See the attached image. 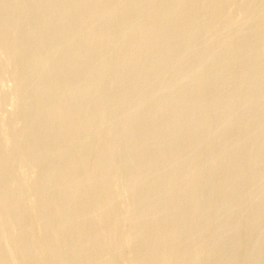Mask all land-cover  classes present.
<instances>
[{"label": "rangeland", "instance_id": "1", "mask_svg": "<svg viewBox=\"0 0 264 264\" xmlns=\"http://www.w3.org/2000/svg\"><path fill=\"white\" fill-rule=\"evenodd\" d=\"M4 1L6 2L7 0H0V4L2 5V8H3V10H5V8L7 7V9L8 10H6L5 11V13H4V11L2 10V8H1V11H0V15H4V14H9L10 15V17L12 18L11 19V21H13V22H10V24L9 25H7L6 27H4L5 29H6V34L7 35H9V36H12V37H14V39H13V41H12V44L10 45V47H9V49H8V53H6L5 54V56H4V54H1L0 53V136H2L1 137V139H0V147L1 146H3V150H2V153H3V155L4 156H9V157H12L13 155H14V151H16V150H23L25 147H23V145L22 144H24L22 141V143L21 142H17L16 140H15V138H16V132L18 133V132H26L25 134L26 135H34L36 138H39V139H41L42 137H43V140L41 141V143H40V145H41V147H42V149H46V150H51V147L52 148H54V147H58V146H56V145H61V143H62V145L61 146H65L66 147V150H65V152L63 153V155L61 156L62 157V159H61V157L60 156H56V155H50L51 156V159H50V156H49V161L48 162H46V163H48V165L45 163L44 164V169H48V166H49V169L52 167V162L56 159V161L57 162H62V161H65V160H67V159H69V158H72V156H73V154H74V156H75V154L77 155V154H79V157L81 158V159H83L88 165H86L85 167H82V170H81V172H80V169L79 170H77L76 171V173L75 172H73L71 175H70V179H72L71 181H80L81 179H82V177L84 176L83 174H85V173H87L89 170H90V167H92L94 164H96L97 162L96 161H99V160H104V159H106V160H108V161H106V162H103L102 163V165L98 168V169H94V171H95V173L96 172H98V173H103V172H108V173H111V175H112V173L114 174V175H120V178L118 177V176H116L117 177V179L115 180V181H113V182H111V183H113V185H111V187H113L114 189H118V186L120 187L121 186V176L123 175L122 173H124V174H126V173H135V174H140V175H142L143 176V178L144 179H146V180H149V188H151L152 187V185H155V182H157V181H159V180H161L166 174H168L171 170H172V168L173 169H176V168H181V169H183V170H185V168H186V170H188L189 172H190V176L191 177H193V175H194V177H196L197 175L200 177V182L199 183H197V185H196V190H198V192H200V191H208V192H210L211 193V196L210 197H208L207 198V200L205 201V203L202 205V207L200 208V210L202 209V211H204V212H198V216L199 215H203V214H206V217H208V218H211L212 216H210V214L212 213V211H213V209H214V211H213V213L215 214V212L216 211H218V213H216L214 216H216L217 217V215H218V218L219 217H227V216H230L231 215V218H234V219H232V223L233 224H235V225H237V230H236V232L237 233H235L234 234V236H236V237H234V238H236V243L234 244V246H233V252H234V261H235V264H250L251 262L253 263V262H255L257 259H263L264 258V250L259 254V253H256V252H252L251 251V246H253V245H255V244H257V245H260L261 247H262V249H264V241L263 242H259L260 241V239L264 236V234H262V233H264L263 231H264V215H262V213L261 214H259V212L262 210V208L264 207V196H263V198H262V203H261V201L260 200H256V199H254L255 201L254 202H251L252 201V198L251 197H249L248 195L246 196V193H247V191H245V189L244 188H251V187H253L254 185H257V183H255V180H253L251 177L255 174V175H261V174H264V142H262V141H264V101H263V96H264V91H262V90H264V86H262V87H260L261 85H264V75H263V78H261L260 80H259V82H257V84H255L254 85V87H256V90L254 91L255 92V95H254V93L250 96L251 97V99L248 97V96H246L244 93H245V88L247 87L246 85H248L249 83H250V81L248 80V79H246V80H244L245 78H239L238 77V75H237V72H236V69H237V71L238 72H241L243 69L244 70H247V69H250V67H251V69H253L252 71H253V73L254 74H256V73H258L260 76H262V74H264L263 72H264V59H262V58H264V54L263 53H261L262 51V48L264 47V43H261V41H264L263 39H264V31L262 32V30H264V23L263 22H255V25H254V22H252V23H249L248 22V20L246 19V15H247V18L250 16V13L252 12V9H255V7L256 8H259V5H260V1H256V0H254L253 2H254V4L256 5L255 7H251L250 8V5H254V4H252L253 2L252 1H250V0H248L246 3L247 4H249V5H247L246 3H244V1L245 0H238V2H237V0H236V2L235 3H231V0L229 1V3L231 4V6H228L229 7V9H227L228 7H227V5L229 4V3H227L228 1L227 0H221L222 2H224L223 4H222V2L219 0V5L217 4V6H219V8H222L223 6H224V9H225V11L223 10V8H222V12L223 13H221L220 12V9H218L217 11H215L218 7L216 6V4H213L211 1H213V0H205V1H203V0H198L200 3L202 2V3H204L205 2V6L202 4V6L199 4V2H197L196 0V2L193 0L192 2H195L194 3V6H190V1L188 2L187 0H181V1H179V0H163L162 2H161V0H152V1H149V0H144L142 3H141V1L142 0H70V1H68V0H52V1H50V0H46V1H42V0H12L13 1V3L11 2V3H4ZM16 3H15V2ZM21 1V2H20ZM28 1V2H27ZM30 1V2H29ZM48 1V3H46ZM49 1H50V3H49ZM53 1H54V3H53ZM60 2L61 4H57V2ZM85 1V2H84ZM88 1V2H87ZM96 1V2H95ZM105 1V2H104ZM117 1V2H116ZM134 1V2H133ZM158 1V2H157ZM206 1L208 2L209 1V5L206 3ZM227 1V2H226ZM27 4H25V3ZM53 3V5H52V3ZM55 2H56V5H55ZM71 3V5L72 6H70V3ZM74 2V3H73ZM93 2V3H92ZM102 2H104V3H102ZM115 2V3H114ZM138 4H137V3ZM148 2V3H147ZM150 2H152V6L151 5H148V4H150ZM157 2V3H156ZM162 3V7H161V3ZM184 2V3H183ZM186 2V3H185ZM218 2V1H217ZM252 2V3H251ZM258 3L259 5H257L256 3ZM4 3V4H3ZM23 3V4H22ZM41 3V4H40ZM46 3V4H45ZM76 3H78V5L76 4ZM100 3V6L98 5ZM118 3V4H117ZM130 3V4H129ZM132 3V4H131ZM145 3V4H144ZM159 3V4H158ZM179 3V4H178ZM181 3V4H180ZM210 3H211V5L213 4V5H215L214 6V9L215 10H211L212 9V7L213 6H211V7H209L208 8V6H210ZM227 3V5H226V8H225V4ZM9 4H11V5H9ZM36 4H38L37 6H36ZM64 4V5H63ZM76 4V5H75ZM105 4V5H104ZM114 4H115V7H114V11L112 10V7L114 6ZM129 4V5H128ZM136 4V5H135ZM155 4V5H154ZM189 4V5H188ZM193 4V3H192ZM191 4V5H192ZM196 4V5H195ZM223 5L222 7H220V5ZM243 5V8H242V5ZM244 4H246V5H244ZM18 5V6H17ZM32 7H31V6ZM48 5V7H46ZM62 5V6H61ZM67 5V7H65ZM84 5H86V6H84ZM87 5H88V7H87ZM91 5V6H90ZM102 5V6H101ZM108 5V6H107ZM139 5H141V6H139ZM145 6V7H143V6ZM165 5V6H164ZM177 5V6H176ZM180 5L183 7V9H182V7L180 8V9H178L177 7L179 6L180 7ZM189 6V8H187L188 6ZM206 5H207V7H206ZM5 6V7H4ZM23 6V7H22ZM42 6H45V7H42ZM51 6V7H50ZM52 6L54 7V8H52ZM57 6H60V7H58L57 8V10H56V7ZM69 6V7H68ZM75 6V7H74ZM79 6V7H78ZM94 7V8H91V7ZM96 6H97V9H95L96 8ZM106 6V7H105ZM137 6V7H136ZM148 6V7H147ZM185 6H187V7H185ZM197 6H199V7H197ZM201 6V7H200ZM246 6V7H245ZM249 6V7H248ZM19 7V8H18ZM28 7H29V9H28ZM30 7H31V9H30ZM34 7V8H33ZM72 7V8H71ZM78 7V8H77ZM84 7H85V9H86V11H85V9H84ZM109 7V8H108ZM136 8V9H134V8ZM152 7H154V8H152ZM159 7V8H158ZM164 7V8H163ZM169 7V8H168ZM216 7V8H215ZM17 8V9H16ZM36 8V9H35ZM48 8H50V9H48ZM66 8H68L67 10H66ZM73 8H75L74 10H73ZM88 8V9H87ZM91 8V9H90ZM102 10H101V9ZM140 8V9H139ZM141 8H143L144 9V11H143V9H141ZM157 8V9H156ZM187 8V9H186ZM200 8H201V13H200ZM246 8V9H245ZM13 11H12V10ZM27 9V10H26ZM39 9V10H38ZM53 9H54V11H53ZM61 9V10H60ZM64 9H65V11L67 12H65L64 11ZM71 9H72V11H71ZM83 9V10H82ZM93 9V10H92ZM107 9V10H106ZM122 9H123V11H122ZM127 9V10H126ZM134 9V10H133ZM138 9H139V11H138ZM150 10V14H147L148 13V11L147 12H145L146 10ZM167 9H170V11H168ZM172 9H177V10H179V14H178V11L177 10H174L175 12H177L176 13V15H178V16H175L174 15V13H171L172 12ZM182 9V10H181ZM184 9L187 11L188 9H190V10H188V11H190V12H184L183 13V11H184ZM199 9V10H198ZM248 9V10H247ZM33 10H35V11H33ZM38 10V11H37ZM48 10H50V11H52V14H53V16H52V14L51 15H48V16H46L47 14H48ZM57 12H56V11ZM77 10V11H76ZM80 10V12L79 13H81V11L82 12H84V14L82 13V14H79L78 13V11ZM98 10H99V13H98ZM117 10V11H116ZM125 10V11H124ZM131 10V11H130ZM142 10V11H141ZM152 10H153V13H152ZM163 10H165V11H163ZM193 10H195V11H197L196 13H194L195 11H193ZM209 10V11H208ZM246 10L248 11V12H250V13H246ZM256 10V9H255ZM19 11V12H18ZM24 11H27V12H24ZM30 11V12H29ZM32 11V12H31ZM60 11V12H59ZM62 11V12H61ZM64 11V12H63ZM89 11V12H88ZM93 11V12H92ZM95 11V12H94ZM109 11V12H108ZM120 11V12H119ZM127 11V12H126ZM142 13H141V12ZM156 11V14L158 15V13H159V15H158V18L156 19L155 18V16L157 17V15L154 13ZM157 11H158V13H157ZM180 11H182V13L180 12ZM215 11V12H214ZM219 11V12H218ZM34 12V13H33ZM41 12V13H40ZM46 12V14H44ZM55 12H56V14H55ZM73 12V13H72ZM76 12H77V14H76ZM114 12V13H113ZM126 12V15L125 14H123V13H125ZM131 13V14H129V13ZM162 12H164L165 14H163ZM199 12V14L201 15L199 18H200V20H199V18H198V16H199V14L197 15V13ZM205 12H206V14H205ZM208 12H213V14L215 13V14H217V15H213V14H211V13H208ZM216 12H218V13H216ZM228 12V14H230V16L229 17H232V18H230V19H233L234 21H235V19H236V21L238 20V21H240V20H242V18L243 19H245V21H240V23H239V25L237 24V25H235L236 24V22H233V25H232V23L230 24L229 22L227 23V25H226V22H225V19L226 20H228V21H230V19H228L229 17H228V14H226ZM4 13V14H3ZM14 13V14H13ZM60 13H62V14H60ZM75 13V14H74ZM95 13V15L97 14L99 17H97V15H96V21H93L92 22V20H91V17H95V15L93 16V14ZM108 13V14H107ZM112 13V14H111ZM122 13V14H121ZM146 14V19H144L145 18V14ZM153 15H152V14ZM161 13V14H160ZM166 13L168 14V15H166ZM171 13V14H170ZM182 15H181V14ZM188 13H193V14H190L189 16L188 15H186V14H188ZM203 13H204V15H203ZM221 13V14H220ZM245 13V14H244ZM49 14H50V12H49ZM68 14V15H67ZM89 14V15H88ZM100 14V15H99ZM105 14V15H104ZM114 14V15H113ZM121 14V15H120ZM144 14V15H143ZM162 14H163V16H162ZM194 14L196 15L193 19H192V17L194 16ZM209 14V15H208ZM210 14L213 16H210ZM16 15H19V16H16ZM29 15H31V16H29ZM34 15V16H33ZM43 15H45L44 16V18H43ZM54 15H56V16H54ZM60 15H62L63 17H64V19H65V21H67V22H65L64 23V25L63 24H61L62 26H61V28H60V24H59V17H60ZM67 15V16H66ZM70 15V16H69ZM80 15V18L78 17ZM85 15V16H84ZM87 15V16H86ZM115 15H117V17L115 16ZM120 17H119V16ZM126 17H125V16ZM128 15V16H127ZM136 15V16H135ZM140 16V18H142V20L144 21L145 20V22H141L142 20L139 18V16ZM147 15H150V17L149 16H147ZM169 16V17H166V16ZM175 16V19H174V17L172 18L171 16ZM184 15V17H182ZM206 15H208V16H206ZM225 15V16H224ZM239 15H242L241 17H240V19H239ZM39 16V17H38ZM75 16V17H74ZM77 16V17H76ZM82 16V17H81ZM88 16H90V17H88ZM102 17V19H100L101 17ZM124 16V17H123ZM132 16L134 17L133 19H132ZM138 16V17H137ZM160 16V17H159ZM219 16H221V17H219ZM244 16V17H243ZM41 17V18H40ZM53 17V18H52ZM86 17H88L87 19H86ZM113 17V18H112ZM122 17V18H121ZM129 17V18H128ZM148 17L150 18L149 20H151L150 21V26H152V27H149V20H148ZM154 17V18H153ZM163 17H164V21L162 22V20H163ZM166 17V18H165ZM178 17H181V18H178ZM188 17V20L187 19H185V18H187ZM218 17L220 18V19H222V22L224 21V23H222L221 22V20L220 19H218ZM225 17V18H224ZM236 17V18H235ZM27 18V19H26ZM29 18V19H28ZM37 20H36V19ZM50 18V19H49ZM67 18H70V20L69 19H67ZM84 18V19H83ZM161 18V19H160ZM167 18H168V22H167ZM190 18H191V21L193 22H191L190 21ZM208 18H211V20L210 19H208ZM216 18V19H215ZM20 21H22V22H20ZM48 19V20H47ZM54 19H55V21H54ZM58 19V20H57ZM67 19V20H66ZM109 19V20H108ZM112 19V20H111ZM119 19V20H118ZM178 19H179V21H178ZM196 19H198V21L196 20ZM204 19V20H203ZM214 19L217 21H215V22H213L214 21ZM15 20H16V22H15ZM36 20V21H35ZM45 20V21H44ZM47 20V21H46ZM83 20H84V23H83ZM99 22H98V21ZM101 20V21H100ZM130 20V21H129ZM138 20V21H137ZM159 21V22H157V21ZM183 20V21H182ZM185 20H187L189 23H187L186 22V26L188 25V27L189 26H192V28L191 27H187V28H185L184 26H185V24H183V23H185ZM204 21V23H202L203 21ZM220 20V21H219ZM30 21V22H29ZM58 21V22H57ZM87 21V22H86ZM90 21V22H89ZM107 21V22H106ZM113 21V22H112ZM126 21V22H125ZM133 21H135V22H133ZM148 21V22H147ZM156 21V22H155ZM171 21H174V22H172V24L170 25V23H171ZM199 21H200V24H199ZM206 21V22H205ZM209 21V22H208ZM211 21V22H210ZM237 21V22H238ZM38 22V23H37ZM44 24H43V23ZM54 22H56V23H58V25L56 24V23H54ZM70 22H71V24H70ZM73 22V23H72ZM75 22V23H74ZM80 22H81V24H80ZM112 22V23H111ZM118 22V24H116ZM125 22V23H124ZM128 22V23H127ZM131 22V23H130ZM162 22V23H161ZM167 22V23H166ZM176 22V23H175ZM178 22H180V23H178ZM183 22V23H182ZM191 22V23H190ZM196 22V23H195ZM212 22H213V24H212ZM231 22H232V20H231ZM242 22V23H241ZM245 22V23H244ZM13 23V25H11ZM17 23V24H16ZM19 23V24H18ZM67 23V24H66ZM79 25H78V24ZM86 23V24H85ZM89 23V24H88ZM94 23V24H93ZM98 23V24H97ZM100 23V24H99ZM110 23V24H109ZM114 23L116 24L115 26H114ZM146 23V24H145ZM156 24V26H154V24ZM176 24V26L174 25V24ZM178 23V24H177ZM209 23V24H208ZM210 23L212 24V25H210ZM222 23V24H221ZM247 23H249V25L247 24ZM257 23V24H256ZM20 24H22V26H20ZM36 24H37V27L38 28H36ZM41 24H43V25H41ZM51 24V25H50ZM53 24H56L57 26L55 27V25H53ZM66 24V25H65ZM69 24V25H68ZM74 24V25H73ZM86 26H85V25ZM94 25V29H96V31H94V29H92L93 27V25ZM108 24V26H106ZM113 24V25H112ZM159 24V25H158ZM168 24V25H167ZM191 24V25H190ZM214 24H216V27L215 26H213ZM222 25V27L220 26V25ZM258 24H260V25H258ZM262 24V25H261ZM15 25L17 26V27H15ZM39 25H41V26H43V28L42 27H40ZM46 25V26H45ZM50 27H49V26ZM72 25V26H71ZM82 25H84V26H82ZM89 27H88V26ZM132 25H134V26H132ZM137 25H139V26H137ZM145 25V26H144ZM182 25H184L183 27H182ZM197 25H202V28H200L199 26H197ZM210 25V26H209ZM230 25L233 27V28H231L230 27ZM241 25V26H240ZM246 25V26H245ZM26 26V27H25ZM33 26V27H32ZM52 26H53V28H52ZM69 26V27H68ZM92 28H91V27ZM99 26V27H98ZM118 26V27H117ZM121 26V27H120ZM168 26H170L169 27V30L168 31H166L167 29H168ZM172 26V27H171ZM175 26V27H174ZM203 26H205V27H203ZM207 26V27H206ZM209 26V27H208ZM212 26L214 27V31L215 30H217L218 29V27L220 26L221 27V31H222V33H220L219 35H220V37L222 38V37H224V36H226V37H228V38H226V40L224 39V38H222V40H220L221 38L220 37H218V36H212V32H210V31H212L211 29H212ZM237 26V27H236ZM249 26H251V28L249 27ZM256 26V27H255ZM257 26H258V30L260 31V32H262V33H258L259 31L257 30ZM30 27V28H29ZM60 29H59V28ZM62 27H64L63 29H62ZM65 27H66V29H65ZM82 27H83V29H82ZM87 27V28H86ZM98 27V28H97ZM112 27V28H111ZM120 27V28H119ZM134 29H133V28ZM138 27V28H137ZM151 28V30L149 29V28ZM155 27V29H154V32L152 33H150V31H152L153 29L152 28H154ZM156 27H157V29H159V32L160 31H162V29L161 28H165V27H167V29L165 28V30L164 31H162L161 33H164V34H168V32L169 33H172V32H174V30H176L177 28L176 27H178V32H176V33H179V35L180 36H182V37H184L185 35H184V33L183 32H185L184 31V28H185V30H186V32L188 33H186V35L188 36V38H190L189 40H192V41H189V43H185V41H181V40H183V39H177L178 41H175L174 42V40L175 39H172V41L171 40H169V39H167L166 37H162V39H159L158 40V43L159 42H161L160 40H162V42L161 43H159V44H157L158 45V48L160 49L161 47L160 46H162V47H164L165 45L167 46V47H169V46H173L175 49H176V47H177V50L178 49H180V48H183V47H187V49H189V51H188V53L190 52V53H192V52H194V50H197L198 51V49L201 47L202 48V43H203V45L205 46V45H215L214 43H216V45H215V50H213V53L212 54H214V53H216L217 54V52L218 51H220V49L221 48H223L224 47V49H226V47H229V49L231 50H229L228 48L226 49V50H224V51H226V52H222V54H220L221 53V51L220 52H218V56L217 55H215L214 54V58H219V54L220 55H223L224 53H227V52H229L228 54H229V56L231 55V58H230V62H229V64H228V66H227V68L228 69H225V71H226V73L224 72V74H225V79H224V84H223V87L225 88V89H227V90H225V95L226 96H224L225 97V99H224V97H221V99H220V101H219V99H218V97H216V95H215V92L212 90V92H211V89H213L211 86H208L207 88H205L206 89V91L204 90V92H202L201 94H192V92L193 91H195V89H196V86L195 85H192L193 83H189V81H184V83H185V85H184V83L182 84V81H181V83L179 82V79L181 78V77H186V76H189V74H188V72H189V68L188 67H190L191 65H193L194 63L195 64H197L198 62H196V60H197V58L200 56V55H202V54H200L197 58H194L193 59V62L190 60V59H192V57H190V55L184 60V63H182V68H181V71L179 70L178 72H173V74H175V76L173 75V74H171L169 77H168V79L170 80H168L169 82H170V84H171V86H173V84H176L177 82V84H176V86L177 87H175V88H179L178 90H177V92L179 93V94H182V92L180 93V89H181V91H184V94L186 93V92H188L187 94L188 95H190V97L192 98V99H190L189 100V96L187 95V97H186V99L187 100H185L187 103H186V106H185V110L186 111H184L182 114H180V115H176V112H177V109L179 110V108H180V105H178V103H179V101H178V99H176V100H172V102H169V104L170 103H172V105L170 104V106L168 105L166 108L167 109H163L162 111H160L159 112V114H158V116H159V119H160V121H159V119H158V117L157 118H155L154 116H153V114H155L154 112H157L158 111V106H159V99L158 98H162L164 95H168V93H166V91H168L169 89L167 88V87H164V88H159L158 86L156 87V86H153V83H151L152 82V79L153 78H155V76L157 75V73H156V69L154 68V67H156L157 69H158V71H159V69L161 68V67H157V66H155L154 64L151 66V64H152V59L154 60V58H155V56H156V53L155 52H153V51H148L147 49L145 50V46L146 45H150V43H152V40H154L155 39V37L156 36H154V33L155 32H157V33H159L158 32V30H156ZM195 27L198 29V27H199V29H198V31H197V29H195ZM219 27V28H220ZM224 27H225V29H224ZM226 27H228V28H226ZM244 27H246V28H244ZM256 29H255V28ZM12 28V29H11ZM14 28V29H13ZM17 28V29H16ZM27 29V30H24V29ZM40 28V29H39ZM44 28H46L45 30H44ZM47 28H49V29H47ZM51 28V29H50ZM77 28V29H76ZM111 28V29H110ZM119 28V29H118ZM138 29V30H136V29ZM145 28H147V30L145 29ZM181 28V29H180ZM244 28V29H243ZM247 28H248V33H247ZM10 29V30H9ZM23 29V30H22ZM34 29V30H33ZM42 29V30H41ZM56 29V30H55ZM60 31H59V30ZM65 29V30H64ZM68 29H70L69 31H68ZM80 29H81V31H80ZM89 29H90V31L91 32H89ZM98 29L100 30V31H98ZM123 29H124V31H123ZM134 30V31H132V30ZM149 29V30H148ZM179 29L180 30H182V32L181 31H179ZM202 31H201V30ZM208 29V30H207ZM233 29H237L238 31H236L237 33H235V31L233 30ZM241 29V30H240ZM250 29V30H249ZM18 30V31H17ZM21 30V31H20ZM36 30V32L35 33H33L34 31ZM53 31V32H51V31ZM76 30V31H75ZM84 30V31H83ZM88 30V31H87ZM104 30V31H103ZM109 30H110V32H109ZM122 30V31H121ZM140 30V31H139ZM156 30V31H155ZM192 31V34H193V39H191V37H192V35H191V31ZM195 30V31H194ZM210 30V31H209ZM225 30H226V32H225ZM233 30V31H232ZM255 31V32H250V31ZM8 31V32H7ZM40 31V32H39ZM44 33H43V32ZM50 33H49V32ZM58 31V32H57ZM63 31V32H62ZM68 31V32H67ZM94 31V32H93ZM129 31V32H128ZM139 31V32H138ZM171 31V32H170ZM213 31V32H214ZM244 31H246V34H249L248 36L245 34V32ZM10 32V33H9ZM13 32V33H12ZM40 34H38V33ZM47 32V33H46ZM62 32V34H59V33H61ZM67 32V33H66ZM71 32V33H70ZM72 32H74V34L72 33ZM80 32V33H79ZM85 32V33H84ZM101 33V34H99V33ZM104 32H107V33H104ZM113 34H112V33ZM117 32H118V34H117ZM121 32V33H120ZM123 32H125V33H123ZM131 32H133V33H131ZM147 32V33H146ZM204 32H206V33H204ZM233 32H234V34H233ZM244 32V33H243ZM256 32L258 33V34H256ZM24 33V34H23ZM76 33V34H75ZM83 33V34H82ZM89 33H90V35H89ZM92 33V34H91ZM94 33H96V35L94 34ZM97 33L99 34V37H98V35H97ZM116 33V34H115ZM123 33V34H122ZM146 33V34H145ZM157 33H155V35L157 34ZM175 33V34H176ZM202 35H201V34ZM210 33H211V35H210ZM225 33V34H224ZM230 33H232V34H230ZM241 33H243V34H241ZM21 34H23V35H21ZM33 34V35H32ZM36 34V35H35ZM38 34V35H37ZM47 34V35H46ZM56 34H58V35H56ZM64 34V35H63ZM67 34V35H66ZM82 34V36L85 34L86 35V37H80V35ZM102 34H104V35H102ZM119 34H121V35H124V37H121ZM128 36H127V35ZM136 34H138V35H136ZM149 34V35H148ZM196 34V35H195ZM200 34V35H199ZM222 34H224V35H222ZM245 34V35H244ZM253 34V35H252ZM17 35V36H16ZM25 35H27V36H25ZM48 35H50L49 37H48ZM61 35V36H60ZM73 35H76V36H73ZM89 35V36H88ZM93 35H95V36H93ZM142 35V36H141ZM147 35V36H146ZM178 35V34H177ZM189 35H190V37H189ZM230 35H232L233 37H231ZM245 37H244V36ZM258 35V37H256ZM260 35H262V37H263V39H262V37L260 38ZM4 36H5V33H4ZM9 36H5V37H3V38H8ZM24 36V37H23ZM40 36H42L41 38H40ZM57 36V37H56ZM71 36H73L74 38H73V40L71 39L72 37ZM78 36V37H77ZM93 36V37H92ZM98 38H97V37ZM111 36V37H110ZM115 36V37H114ZM117 36V37H116ZM136 36V37H135ZM146 36V37H145ZM195 36H196V38H195ZM201 36V37H200ZM206 36H208V37H206ZM212 36V37H211ZM241 36H243L244 38H242ZM247 36V37H246ZM27 37V39H24V38H26ZM47 37V38H46ZM76 37V38H75ZM87 37H89V39L87 38ZM102 37V38H101ZM104 37V38H103ZM121 37V38H120ZM145 37V38H144ZM205 37H206V40H204L205 39ZM217 38V39H219L218 41H216L217 39H214V38ZM231 37V38H230ZM250 39H249V38ZM252 37V38H251ZM40 40H38V39ZM45 38H46V40H45ZM54 38L55 39H60L59 41H55L54 40ZM63 38H65V40H67L66 41V43H65V40L63 39ZM69 38V39H68ZM91 38V39H90ZM107 38V39H106ZM112 38V39H111ZM115 38V39H114ZM119 38V39H118ZM129 38V39H128ZM144 38V39H143ZM149 38V39H148ZM164 38V39H163ZM197 38H198V40H197ZM208 38V39H207ZM235 38V39H234ZM248 38V39H247ZM20 39H22V40H19ZM42 39H44L43 40V42H45L46 41V44L48 45V43H50V42H58L59 43V46H60V48H59V50L57 51L56 50V52H53L52 53V51L49 49V46L50 45H48V47H47V45H45V43L43 44V42H42ZM48 39H50V40H48ZM75 39V40H74ZM80 39V40H79ZM84 40V39H86V40H88L87 42H84V41H82V40ZM96 39H99V41L98 40H96ZM101 39V40H100ZM113 39H114V41H113ZM127 39V40H126ZM136 39H137V41H136ZM166 39H167V41H166ZM258 39V40H257ZM259 39H261V40H259ZM14 40H15V42H14ZM33 40V41H32ZM49 42H48V41ZM52 40H54V41H52ZM68 40H71V41H68ZM106 40V41H105ZM108 40V41H107ZM119 40L121 41V43L119 42ZM140 40V41H139ZM181 42H180V41ZM206 41L205 43H204V41ZM225 40V41H224ZM231 41V43H230V41ZM243 40H245V41H243ZM248 40V41H247ZM35 41L37 42V43H35ZM92 41V42H91ZM112 41H113V43H112ZM125 41V42H124ZM140 43H139V42ZM169 41V42H168ZM210 42V44H208L209 42ZM212 41V42H211ZM222 41V42H221ZM233 41V42H232ZM255 41H258V43L257 42H255ZM61 42V43H60ZM62 42H64V43H62ZM73 42V43H72ZM81 42V43H80ZM90 42L92 43V44H90ZM102 42H104V43H102ZM110 42H111V44H110ZM117 42V43H116ZM132 42V43H131ZM141 42H142V45H141ZM150 42V43H149ZM199 42V43H198ZM240 42V43H239ZM247 42V43H246ZM20 43H21V45H20ZM35 43V44H34ZM40 43H41V46H39L40 45ZM53 43V44H54ZM70 43V44H69ZM76 43V44H75ZM79 43V44H78ZM116 43V44H115ZM137 43V44H136ZM139 43V44H138ZM146 43H148V44H146ZM166 43V44H165ZM227 43V45H225ZM242 43V44H241ZM33 44H34V46H33ZM69 44V45H68ZM86 44V45H85ZM136 46H135V45ZM171 44V45H170ZM178 44H180V45H178ZM181 44H182V46H181ZM197 44H198V47H196L197 46ZM220 44V45H219ZM224 44V46L222 47L221 45H223ZM244 44V45H243ZM246 44H248V45H246ZM261 44V45H260ZM263 44V45H262ZM12 45H14V47L12 46ZM24 45V46H23ZM43 45V46H42ZM45 45V46H44ZM58 45V44H57ZM63 45V46H62ZM81 45V46H80ZM84 45V46H83ZM88 45V46H87ZM93 45V46H92ZM112 45V46H111ZM139 45V46H138ZM169 45V46H168ZM186 45V46H185ZM219 45V46H218ZM241 45V46H240ZM243 45V46H242ZM245 45H246V47H245ZM17 46H19V47H17ZM23 46V47H22ZM27 46V47H26ZM63 48H62V47ZM76 46V47H75ZM92 47V49H91V47ZM110 46H111V48H110ZM114 46V47H113ZM165 46V47H166ZM233 46H234V48H233ZM236 46V47H235ZM254 46H257V47H254ZM261 46H263V47H261ZM16 47V48H15ZM32 47H35L34 49L36 50V48H38V50H36V51H33L34 49L32 48ZM40 47V48H39ZM89 47V48H88ZM96 47V48H95ZM123 47V48H122ZM146 47H149V46H146ZM189 47V48H188ZM190 47H191V49H190ZM214 47V46H213ZM218 47H220L219 49H218ZM238 47V48H237ZM26 48L28 49V50H26ZM108 51V52H106V50ZM118 48V49H117ZM139 48V49H138ZM195 48V49H194ZM17 49V50H16ZM71 49V50H70ZM74 49V50H73ZM82 49V50H81ZM98 49V50H97ZM121 49V50H120ZM232 49H233V51H232ZM250 49V50H249ZM256 49V50H255ZM260 49V50H259ZM264 49V48H263ZM12 50V51H11ZM15 50H16V52H17V55H19V56H17V55H15L13 58H11V61L9 62L10 64H7V63H5L4 61H6V59H8V58H6V59H3L4 57H6V56H9L10 54H12V53H15ZM30 50V51H29ZM41 50H42V52H41ZM46 50V51H45ZM48 50H50V52L52 53H50L51 55H52V58H51V61H50V64H51V68H50V65L48 66V67H46L45 68V70L44 69H40L39 68V65L37 64V70L36 69H33V73H30V75L28 76V81H25V82H27V84L25 83L24 85H23V87H26V88H21L20 90H18L17 89V86H18V81L17 80H19V76H21V74H22V71H21V69H24V66H25V64L27 63V61H28V59H30V58H32V57H36V58H39L40 60H41V58L42 57H45V56H47L48 54H49V51ZM92 50V51H91ZM94 50H96V51H94ZM113 50H115V51H113ZM216 50H218L217 52H216ZM237 52H236V51ZM253 50V51H252ZM259 50V51H258ZM11 51V52H10ZM48 51V52H47ZM72 51V52H71ZM82 51V52H81ZM104 53H103V52ZM135 51H136V53H135ZM244 51H246L247 53H245ZM255 51H257L258 52V54H257V52L255 53ZM1 52V51H0ZM62 52V53H61ZM90 52H92V53H90ZM98 52V53H97ZM117 52V53H116ZM124 52V53H123ZM130 52H133V53H130ZM137 52H138V54H137ZM140 52H142V53H140ZM153 52V53H152ZM233 52V53H232ZM235 52H236V55H235ZM242 52H244L243 54H245L244 56H243V54H242ZM253 52V53H252ZM21 55H20V54ZM47 55H46V54ZM62 55H61V54ZM65 53H67V54H65ZM82 53V54H81ZM84 53V54H83ZM97 53V54H96ZM113 53H114V55H113ZM121 53V54H120ZM238 53V54H237ZM240 53V54H239ZM252 53V54H251ZM41 54H42V56H41ZM55 54H56V56H55ZM58 54V55H57ZM74 54V55H73ZM92 54H93V56H92ZM98 54H100V55H98ZM117 54V55H116ZM130 54V55H129ZM133 54V55H132ZM227 54V55H228ZM255 54V55H254ZM2 55V56H1ZM26 55V56H25ZM28 55V56H27ZM64 55H67L68 57L70 56V59L68 58L66 61H64V62H62V56H64ZM77 55V56H76ZM87 55V56H86ZM106 55H107V57H106ZM127 55V56H126ZM130 57H129V56ZM132 55V56H131ZM136 55V56H135ZM140 55V56H139ZM232 55H233V57H232ZM247 55H249L248 57H247ZM4 56V57H3ZM30 56V57H29ZM54 56V57H53ZM84 56V57H83ZM100 56V57H99ZM112 56V57H111ZM115 56V57H114ZM149 56H150V58H149ZM152 56V57H151ZM217 56V57H216ZM238 58V59H236L235 60V58L236 57ZM18 57V58H17ZM41 57V58H40ZM56 57V58H55ZM72 57H73V59H72ZM75 57L78 59H75ZM120 57V59L118 60V58ZM129 57V58H128ZM137 57V58H136ZM146 57V58H145ZM235 57V58H234ZM254 57H256V58H254ZM14 58H16L15 60V63L12 61V60H14ZM55 58V59H54ZM80 58V59H79ZM85 58V59H84ZM88 58V59H87ZM103 60H102V59ZM107 58V59H106ZM114 58V59H113ZM124 58H126L127 60H125ZM143 58V59H142ZM145 58V59H144ZM234 58V59H233ZM250 58V59H249ZM252 58V59H251ZM39 59H37V60H39ZM43 59V58H42ZM94 59H95V61H94ZM98 59V60H97ZM135 59H137V60H139L140 61V63H138V61H136L135 62ZM141 59V60H140ZM151 61H150V60ZM187 59H189V61L187 60ZM254 59H256V60H254ZM26 60V62L24 63V61ZM60 62H62V63H60V68H61V70H62V72L61 73H59V74H56V73H54V68L58 65V63H59V61ZM80 60V61H79ZM93 60V61H92ZM111 60V61H110ZM116 60V61H115ZM143 60V61H142ZM149 60V61H148ZM216 60V59H215ZM235 60V61H234ZM239 60V61H238ZM260 61V63H259V61ZM52 61H54V62H52ZM74 61V62H73ZM83 61V62H82ZM89 61H91V62H89ZM109 61V62H108ZM115 61V62H114ZM142 61V62H141ZM242 61V62H241ZM246 61V64H244V62ZM248 61H249V63H248ZM253 61V62H252ZM73 62V63H72ZM80 62V63H79ZM94 62V63H93ZM101 62V63H100ZM110 62H112V64H110ZM124 63V62H126V63H124V64H127V67H130V66H132V67H134V65H135V63L137 64V65H135V67H134V69L132 68V67H130L129 69L126 67V68H124V70H123V74H122V72L121 73H118L117 72V70H116V66L117 65H119L120 63ZM130 62V63H129ZM132 62H133V64L134 65H132ZM135 62V63H134ZM190 62V63H189ZM255 62V63H254ZM22 63V64H21ZM65 63H67V64H65ZM92 63V64H91ZM119 63V64H118ZM121 63V64H122ZM147 63V64H146ZM193 63V64H192ZM232 63V64H231ZM242 63V64H241ZM4 64H6L7 66H5ZM15 64V65H14ZM53 64V65H52ZM65 64V65H64ZM78 64V65H77ZM84 64V65H83ZM88 66H87V65ZM140 64V65H139ZM145 64V65H144ZM150 64V65H149ZM213 64H214V62H213ZM251 64V65H250ZM260 64H261V66H260ZM12 65V66H11ZM14 65V66H13ZM17 65V66H16ZM92 67H91V66ZM106 65V66H105ZM130 65V66H129ZM139 65V66H138ZM189 65V66H188ZM241 65V66H240ZM248 65H249V67H248ZM21 66V67H20ZM54 66V67H53ZM62 66V67H61ZM65 66H66V68H65ZM77 67L76 69H75V67ZM79 66V67H78ZM108 66V67H107ZM111 66V67H110ZM138 66V67H137ZM145 66V67H144ZM147 66V67H146ZM151 66V67H150ZM234 66V67H233ZM257 66V67H256ZM95 67V68H94ZM170 67V64H169V66H168V64H166V65H164V68L165 69H167V68H169ZM232 67V69H230ZM240 67H241V69H240ZM255 67V68H254ZM72 68L74 69V70H72ZM88 68V69H87ZM110 68V69H109ZM145 68V69H144ZM147 68H149V69H147ZM150 68H152V69H150ZM163 68V69H164ZM243 68V69H242ZM257 68V69H256ZM70 69L72 70V71H70ZM85 69H86V71H85ZM114 69V70H113ZM137 69V70H136ZM140 69V70H139ZM144 69V70H143ZM164 69V70H165ZM234 69H235V71H234ZM39 72V74L36 72ZM43 70H44V73H43ZM52 70H53V73H52ZM64 70V71H63ZM75 70H78L79 72H76ZM156 70V71H155ZM160 70H162V68L160 69ZM17 71L20 73L21 72V74L19 75V73H17ZM68 71H70L69 72V74L68 75H66L67 73H68ZM115 71V72H114ZM131 71V72H130ZM139 71H141V72H139ZM157 71V72H158ZM182 71H184V73L182 72ZM234 71V72H233ZM258 71V72H257ZM64 72V73H63ZM89 72V73H88ZM114 72V73H113ZM135 72V73H134ZM154 72V74H156V75H154V74H152ZM160 72V71H159ZM158 72V73H159ZM182 72V73H181ZM227 72H228V74H227ZM260 72H262V73H260ZM62 73L64 74V75H66V78L64 77V79L62 78L63 77V75H62ZM77 73H78V75H77ZM117 73V74H116ZM236 74V76H234L235 74ZM52 74H54V77H56V78H54V77H52ZM86 74V75H85ZM94 74V75H93ZM104 74L106 75V74H108L107 76H104ZM110 74V75H109ZM140 74V75H139ZM146 74V75H145ZM179 76H178V75ZM180 74H184L183 76L182 75H180ZM231 74V75H230ZM251 74H252V72H251ZM37 75V76H36ZM39 75V76H38ZM50 75V76H49ZM56 75V76H55ZM71 75H74V77L72 76L71 77ZM81 75V76H80ZM93 75V76H92ZM100 75V76H99ZM112 75H114V76H112ZM116 75V76H115ZM126 76V78H125V76ZM148 75V76H147ZM149 75H150V77H149ZM153 75V76H152ZM173 75V76H172ZM33 76V77H32ZM34 76H36V77H38V78H41L42 79V82L40 83L39 81H41V79H37L36 77H34ZM45 76V77H44ZM49 76V77H48ZM69 76V78H67ZM77 76V77H76ZM85 76V77H84ZM127 76H128V78H127ZM147 76V77H146ZM153 78H152V77ZM228 76V77H227ZM17 77H18V79H17ZM32 77V78H31ZM58 77V78H57ZM81 77V78H80ZM104 77H105V79H104ZM106 77H108V78H106ZM117 77V78H116ZM132 77V78H131ZM172 79H171V78ZM180 77V78H179ZM45 78H46V81L47 82H50V81H54L55 79V82L57 83V85L59 86V85H63V86H59L60 87V92H58V88H56V89H53V90H51V96H52V100H54V99H57L58 97H60V98H62V97H64L65 96V94L64 93H66L67 94V92H64V91H66L67 90V88L66 87H77V86H79V84L81 83H83L84 81H86L85 83L87 84V83H89V82H91V83H97V84H99L100 86L102 85V87H96V88H93L94 90L92 91V89H90L89 90V92L88 93H81V94H79V95H77L76 96V100L77 101H80V102H77L76 100H74V98H73V103H72V100H70L71 101V103H70V101L68 102V103H66L65 105H60V103H58V105H60V106H62V107H64L65 106V108H68V109H75V108H78V107H82V105H85V106H87V105H89L88 106V111L90 112V113H88V111L87 110H85V111H83V114L80 112V113H78V114H76V116H75V119L76 120H74L73 122H72V120L74 119V116H73V119H72V117L71 118H65V119H58V120H56V121H54L53 123H51V124H53L52 126H51V124L50 125H48V123H47V118H48V115L50 114V113H48V112H50L51 111V109H49V110H47V111H45L46 113H47V115H46V113H42V114H44V115H42V116H39L38 117V119L36 120L35 119V121H33L32 122V124H31V126L30 125H27L28 124V117H27V111L26 110H28V109H31V110H34V111H38V108H41L43 105H41V103L42 104H47V103H49L50 101H52L51 100V96L50 95H48L49 94V92L48 93H46L45 95H44V93H41V97H40V100L38 101V99H39V96L37 97V99H35L36 100V102L39 104V105H36V102H35V100L34 99H32V100H30L29 98H30V96L32 95V92H35L34 91V87L32 86V85H30L31 83H30V81H31V79L33 80V79H37L38 81L37 82H39L38 83V85H45L46 84V81H45ZM80 78V79H79ZM89 78V79H88ZM101 78V79H100ZM113 80H112V79ZM175 78V79H174ZM49 79H52V80H49ZM84 79V80H83ZM86 79V80H85ZM116 79H117V81H116ZM121 79V80H120ZM238 79V80H237ZM263 79V80H262ZM62 80V81H61ZM64 80V81H63ZM74 80V82H73V84H71V82H69V81H73ZM79 80H81V81H79ZM90 80V81H89ZM125 80V81H124ZM131 80V81H130ZM138 80V81H137ZM144 80V81H143ZM149 80V81H148ZM241 80V81H240ZM76 81V82H75ZM101 81V82H100ZM148 81V82H147ZM174 83H173V82ZM177 81V82H176ZM239 81V82H238ZM244 81H245V83H244ZM248 81H249V83H248ZM260 81H261V83H260ZM121 82V83H120ZM130 82H132V83H130ZM144 82V83H143ZM187 82H188V84H187ZM191 82V81H190ZM226 82V83H225ZM231 82V83H230ZM263 82V83H262ZM58 83H60V84H58ZM66 83V87L64 86V84ZM74 83H75V85H74ZM102 83V84H101ZM120 83V84H119ZM122 83H123V86H122ZM130 83V84H129ZM242 83V84H241ZM72 86H71V85ZM78 84V85H77ZM106 86H105V85ZM127 84V85H126ZM152 84V85H151ZM190 84V85H189ZM236 84V85H235ZM237 84H238V86H237ZM261 84V85H260ZM28 86V88H30V89H28L27 88V86ZM42 85V86H43ZM68 85H70V86H68ZM109 85L111 86V87H109ZM114 85V86H113ZM150 85V87L148 88V86ZM182 85V86H181ZM228 85H229V87H228ZM242 85V86H241ZM31 86H32V89H31ZM120 86V87H119ZM127 86H128V88H127ZM181 86V87H180ZM193 86V87H192ZM237 86V87H236ZM15 87V88H14ZM64 87L66 88L65 90H64ZM104 87V88H103ZM153 87H155V89L153 88ZM35 88H36V86H35ZM40 88V87H39ZM102 88V89H101ZM106 88V89H105ZM132 88V89H131ZM135 88V89H134ZM143 88V89H142ZM146 88V89H145ZM236 88V89H235ZM244 88V89H243ZM263 88V89H262ZM23 89H24V91H23ZM37 89V88H36ZM35 89V90H36ZM96 89H97V92H96ZM137 89V90H136ZM152 89V90H151ZM161 89V90H160ZM188 91H187V90ZM191 89H192V91H191ZM242 89L244 90L243 92V94L246 96H244V95H242ZM27 90H30V91H28L29 93H27ZM56 90V91H55ZM127 92H126V91ZM144 90V91H143ZM150 90H151V92H150ZM160 90V91H159ZM166 90V91H165ZM237 90V91H236ZM240 90V91H239ZM17 91H21V92H23V93H19V92H17ZM55 91V92H54ZM92 91V92H91ZM105 91V92H104ZM114 93H113V92ZM124 91V92H123ZM136 91V92H135ZM138 91V92H137ZM259 91H261V92H259ZM118 92V93H117ZM149 92H150V94H149ZM156 92V93H155ZM162 92V93H161ZM206 92V93H205ZM230 92V93H229ZM60 93V95H62L63 94V96L61 97L60 95H56V94H59ZM91 93V94H90ZM161 93V94H160ZM213 93V94H212ZM228 93V94H227ZM261 93H263V95L261 94ZM22 94H24V95H22ZM28 94V97H26V95ZM86 94H88L89 96L88 97H86ZM93 94V95H92ZM113 94V95H112ZM119 94V95H118ZM121 94V95H120ZM134 94H136V95H134ZM143 94V95H142ZM202 94H203V96H202ZM262 95V97H261V95ZM17 95V96H16ZM54 95H56V96H54ZM84 95H85V97H84ZM90 95H91V98H94V100L95 101H93L91 98H90ZM115 95V96H114ZM183 95V94H182ZM196 95V96H195ZM200 95H201V97H200ZM214 95H215V97H214ZM228 95H229V97H230V99L228 98ZM234 95L235 96H238V97H235L234 98ZM256 95H258L257 96V98H258V100L256 99ZM49 96V97H48ZM130 96V97H129ZM150 96V97H149ZM153 96H154V98H156V99H154L153 98ZM156 96V97H155ZM166 96H164V97H166ZM179 96H181V95H179ZM194 96V97H193ZM197 96H199V97H197ZM242 96H244V97H242ZM13 97V98H12ZM24 97V98H23ZM44 98V102H42L41 100H43V98ZM56 97V98H55ZM80 97V98H79ZM97 97V98H96ZM100 97V98H99ZM145 97V98H144ZM147 97V98H146ZM212 99H211V98ZM261 97V98H260ZM23 98V99H22ZM109 100H108V99ZM122 98V99H121ZM126 98V99H125ZM140 98V100H138ZM152 98V99H151ZM179 98V97H178ZM194 98H195V101H194ZM202 99V100H200V99ZM206 98V99H205ZM222 98H223V100H222ZM237 98H238V100H237ZM241 98V99H240ZM243 98V99H242ZM12 99V100H11ZM20 99H22V100H20ZM98 99H100V100H98ZM102 99H103V101H102ZM114 99H115V103H112V101L114 102ZM142 99V100H141ZM145 99V100H144ZM217 100L218 99V101L217 102H220V103H218L217 105H218V108L219 109H221V110H219V111H221V113L218 111V109H216L217 108V106H216V101H215V103L213 104L212 102H214V101H211V100ZM230 101H229V100ZM246 99H249V103L251 104L250 106H252V107H250L249 108V106H247V108L245 109V108H243L244 107V102H246L247 100ZM26 100V101H25ZM28 100V101H27ZM124 100H125V102H124ZM189 100V101H188ZM206 100V102H204ZM225 100V101H224ZM232 100V101H231ZM242 100H244V102L242 101ZM251 100H253V101H255V103L256 104H254V103H252L253 101H251ZM28 104H26L25 102ZM29 101H30V103H29ZM88 102V101H91L90 102V104L88 103H86V102ZM97 101V102H96ZM110 101V102H109ZM122 101V103H120V102ZM129 101V102H128ZM177 101V103H174V102H176ZM198 101L200 102V103H198ZM210 101H211V104H210ZM99 102H100V105H99ZM107 102H109V104L107 103ZM131 102H132V105H131ZM227 102V103H226ZM235 102V103H234ZM243 102V103H242ZM75 103V105H73ZM103 103H105V104H103ZM117 103H119V104H117ZM139 103V104H138ZM150 103V104H149ZM155 105H154V104ZM175 105H174V104ZM195 103H196V105H195ZM202 103V104H201ZM222 103V104H221ZM226 103V104H225ZM231 103H232V106H231ZM258 103V104H257ZM263 103V105H261ZM116 104V105H115ZM121 104V105H120ZM135 104H138V106L136 105V107H135ZM146 104V105H145ZM219 104H221V105H219ZM243 104V105H242ZM33 105V106H32ZM76 105H77V107H76ZM103 105V106H102ZM110 106V109H109V106ZM120 105V106H119ZM123 105V106H122ZM129 105V107H127ZM175 106V107H172V106ZM213 105V106H212ZM254 105L255 106H259L258 108L257 107H254ZM24 106H28L27 107V109L26 108H24ZM30 106V107H29ZM38 106V107H37ZM41 106V107H40ZM67 106V107H66ZM75 106V107H74ZM104 106H105V109H104ZM113 106V107H112ZM198 106H200L201 108H198ZM203 106V107H202ZM208 106L210 107V108H208ZM36 107V108H35ZM73 107V108H72ZM90 107V108H89ZM116 109H118V110H116ZM119 107V108H118ZM132 107H135V109L133 108L132 110H131V115H129L130 114V109L132 108ZM168 107H171V108H169L168 109ZM190 107H192L191 109H190ZM195 107V108H194ZM206 109H205V108ZM227 107V108H226ZM107 108V109H106ZM123 108V109H122ZM128 110H127V109ZM146 108V109H145ZM156 108H157V110H156ZM175 108V109H174ZM230 108H232V109H230ZM248 108H249V110H248ZM262 108V109H261ZM100 111H99V110ZM111 111V112H108L109 110ZM124 109H125V111H124ZM142 109V110H141ZM154 109H155V111H154ZM194 109H196L195 111H194ZM198 109H199V111H198ZM200 109L202 110L201 112H200ZM204 109V110H203ZM253 109V110H252ZM117 111V113H116V111ZM121 110H123V111H121ZM127 110V111H126ZM190 110H191V112H190ZM209 110V111H208ZM223 110V111H222ZM246 111L245 113L246 114H244V115H242L243 113H244V111ZM151 111V112H150ZM176 111V112H175ZM212 111V112H211ZM214 111H216V113L214 112ZM239 111H240V113H239ZM100 113V115H99V113ZM108 112V113H107ZM124 112H129L128 113V117L127 118H129V116H130V119H127V118H125L124 117ZM161 112H163V113H161ZM170 112V113H169ZM195 112V113H194ZM250 112H252V113H250ZM254 112V113H253ZM24 113H26V115L24 114ZM88 115H87V114ZM101 113H103V115H104V117H105V119H104V117H103V115H102V117H101V119L100 118H98L99 116H101ZM111 113V114H110ZM133 113V114H132ZM191 113V114H190ZM212 113V114H211ZM228 115H227V114ZM238 114V116H237V114ZM249 113V114H248ZM259 113H260V115H259ZM22 114H24L23 116H22ZM81 114H82V117H81ZM90 114H93V115H90ZM96 114V115H95ZM136 114V115H135ZM148 116L149 114V118H147V116ZM173 114V115H172ZM189 116H187V115ZM211 114V115H210ZM220 114V115H219ZM239 114H240V116H239ZM46 115V116H45ZM108 115V116H107ZM111 115V116H110ZM125 115H126V113H125ZM166 115H168L167 117H166ZM182 115V116H181ZM192 115V116H191ZM200 115H202V116H200ZM209 115V116H208ZM246 115V117H244ZM164 116V117H163ZM174 116V120L172 121V123L170 124V127H171V130L169 131L170 133H168V132H166V134H165V136H166V139L169 141V140H173L174 142L172 143L173 145V147H170V151H172V154H171V152L169 151V149H168V147H169V145H167V144H165V142H166V140H164V138H162V137H164V136H161V134L162 133H160V131L162 132V130H160V127L161 128H165L167 125V121L168 120H170L172 117ZM187 116V117H186ZM220 116V117H219ZM41 117H43V118H41ZM47 117V118H46ZM85 117H87V118H85ZM92 117V118H91ZM144 117V118H143ZM168 117H170V118H168ZM183 117V118H182ZM197 117V118H196ZM199 117V118H198ZM212 117V120L210 119ZM256 117V118H255ZM26 118V119H25ZM40 118L41 119H43L44 120V123H43V120H40ZM95 118V119H94ZM125 118V119H124ZM140 118V119H139ZM151 118V119H150ZM178 118V119H177ZM193 118V119H192ZM202 118V119H201ZM234 118V119H233ZM240 119V120H238V119ZM241 118H242V120H241ZM246 120H245V119ZM252 118H254V119H252ZM24 119H25V121H24ZM67 119V120H66ZM92 119V120H91ZM107 119V120H106ZM113 119V120H112ZM134 119H135V121H134ZM148 119V120H147ZM177 119V120H176ZM186 119V122L185 121H183V120H185ZM191 121V123H188L189 122V120ZM219 119V120H218ZM250 119H252L251 121H250ZM39 120V121H38ZM62 120H63V122H62ZM82 120V121H81ZM98 120H100V121H98ZM197 120V121H196ZM204 120V121H203ZM221 120V121H220ZM262 120H263V122H262ZM40 121H42L41 123H43L42 125L44 126V125H46V126H44V127H42L39 123H40ZM58 121H60V123L58 122ZM86 121V122H85ZM122 121V122H121ZM174 121H175V124H174ZM207 122V124H206V122ZM25 122V123H24ZM57 122H58V124H57ZM90 122V123H89ZM115 122H116V124H115ZM164 122V123H163ZM197 122V123H196ZM199 122V123H198ZM241 122V123H240ZM260 122V123H259ZM17 123V124H16ZM62 123H64L63 124V127H62ZM67 123H69V124H71V126H73L72 127V129H68V135H67V131H65V130H67V127H66V124ZM88 123L90 124V125H88ZM98 125H97V124ZM161 123H162V125H161ZM184 123L186 124V126L184 125ZM200 123H201V125L203 126H205V127H202V126H198L197 124H199L200 125ZM5 124V126H6V128L8 127V129H5L4 128V125ZM24 124V125H23ZM26 124V125H25ZM56 124L57 125H59L58 127L56 126ZM97 126H96V125ZM119 124V125H118ZM126 124V125H125ZM149 124V125H148ZM180 124V125H179ZM190 125V128H189V125ZM228 124V125H227ZM243 124H245V125H247V127L244 125V127H243ZM260 124V125H259ZM38 125V126H37ZM64 125H65V127H64ZM83 125H84V127H83ZM95 125V126H94ZM114 125V126H113ZM123 125V126H122ZM188 125V126H187ZM192 125H193V127H192ZM220 126V128H219V126ZM40 126V129L38 128ZM53 127L52 129H53V131H51L50 130V128L49 127ZM78 126V127H77ZM86 126H87V128H86ZM102 126H103V128H102ZM179 126V127H178ZM185 126V127H184ZM208 126V127H207ZM222 126V127H221ZM230 126V127H229ZM24 127V128H23ZM25 127H29V129H27V128H25ZM46 127V128H45ZM183 127V128H182ZM199 128L198 129V131L196 130V128ZM201 127L202 128H204V130L203 131H200V130H202L201 129ZM211 127V128H210ZM226 127V128H225ZM245 127H246V129H245ZM255 127V128H254ZM3 128V129H2ZM42 128H43V130H44V133L42 132L43 130H42ZM49 128V129H48ZM56 128H60V129H56ZM62 128H65L64 129V131H62ZM132 128V129H131ZM41 130V131H39V130ZM102 129H104V130H102ZM120 129V130H119ZM153 129V130H152ZM187 129H188V131H187ZM189 129H191L190 131H191V133L189 132ZM211 129V130H210ZM258 129V130H257ZM6 130V131H5ZM26 130V131H25ZM28 130H29V132H28ZM49 131L50 133H48V134H46L45 133V131ZM60 130V131H59ZM84 130V131H83ZM86 130V131H85ZM135 130V131H134ZM249 130V131H248ZM263 130V131H262ZM3 131V132H2ZM15 131V132H14ZM54 131H56L55 133H54ZM62 131V132H61ZM69 131H70V133H69ZM155 131V132H154ZM210 131H211V133H210ZM7 132V133H6ZM10 132V133H9ZM28 132V133H27ZM40 132H42V133H40ZM54 134H53V133ZM76 132V133H75ZM178 132H180L181 134H182V136L180 137V138H178L177 137V135L179 134ZM189 132V133H188ZM207 132V133H206ZM233 132V133H232ZM261 132V133H260ZM4 133V134H3ZM5 133H6V135H8V136H6L5 135ZM63 133H66V135H63ZM83 135H82V134ZM116 133V134H115ZM123 133V134H122ZM139 133V134H138ZM176 133V134H175ZM186 133H188L187 135H186ZM209 133V134H208ZM250 133V134H249ZM252 133V134H251ZM254 133V134H253ZM258 133V134H257ZM40 134L42 135V137L40 138ZM51 134V135H50ZM54 135V137H56L55 139H56V141H54L55 139H54V137H53V135ZM81 134V135H80ZM134 134V135H133ZM142 134V135H141ZM189 134H191V135H189ZM241 134V135H240ZM257 134V135H256ZM263 134V135H262ZM44 135V136H43ZM65 136V137H63V136ZM118 135V136H117ZM155 135V136H154ZM192 135H193V139H192ZM199 135V136H198ZM203 135V136H202ZM218 137H217V136ZM253 135V136H252ZM257 136V138L255 137V136ZM259 135V136H258ZM3 136H6L7 137V139H9V141H10V143H12V144H10L8 141H7V139H6V137H3ZM51 138H50V137ZM85 136H87V137H85ZM102 136V137H101ZM126 136H129V138L128 139H130V140H128V144H127V146H122V147H120V148H110V146L109 145H111V144H115V143H119V142H121L122 140V138H125ZM145 136V137H144ZM240 136H241V138H240ZM243 136V137H242ZM249 136V137H248ZM11 137V138H10ZM85 137V138H84ZM94 139H93V138ZM97 137V138H96ZM107 137V138H106ZM120 137V138H119ZM213 137V138H212ZM240 138V140H239V138ZM259 137V138H258ZM2 138H4V140H5V142L3 141V139ZM53 138V139H52ZM68 138V140H66ZM141 138V139H140ZM144 140H143V139ZM148 138V139H147ZM223 138V139H222ZM231 138V139H230ZM254 138H256V139H254ZM83 139V140H82ZM90 139V140H89ZM92 139V140H91ZM119 139V140H118ZM131 139H132V141H131ZM192 139V140H191ZM200 139H201V141H200ZM213 139H215V140H213ZM259 139V140H258ZM47 140V141H46ZM62 142H61V141ZM81 140V141H80ZM137 140V141H136ZM198 142H197V141ZM225 140V141H224ZM244 140V141H243ZM3 141V142H2ZM6 141L8 142V148H6V147H4V145H6L7 143H6ZM66 141L68 142V143H66ZM112 141V142H111ZM146 141V142H145ZM162 141H164V142H162ZM184 141V142H183ZM209 141V142H208ZM214 141V142H213ZM233 141V142H232ZM238 141V142H237ZM252 141V142H251ZM260 141V142H259ZM13 142H15V144L13 143ZM54 142V143H53ZM82 142V143H81ZM130 142V143H129ZM143 142V143H142ZM182 142H183V144H182ZM221 142V143H220ZM226 142V143H225ZM250 142L252 143V145L253 146H251V144H250ZM5 143V144H4ZM93 143H94V145H93ZM199 143V144H198ZM203 143V144H202ZM214 143H216V144H214ZM234 144L232 147L230 146V144ZM242 143V144H241ZM260 143V144H259ZM262 143V144H261ZM4 144V145H3ZM52 144H54V145H52ZM67 144H69V145H67ZM96 144V145H95ZM138 144V145H137ZM145 144V145H144ZM154 144V145H153ZM213 144V145H212ZM220 144H222V145H220ZM255 144H257L256 146H255ZM90 145H91V147H90ZM160 145V146H159ZM165 145H166V148H165ZM178 145V146H177ZM190 145V146H189ZM204 145V146H203ZM244 145V146H243ZM47 146V147H46ZM74 148H73V147ZM92 146H94V147H92ZM100 146V147H99ZM150 146V147H149ZM209 148H208V147ZM211 146V147H210ZM214 146V147H213ZM242 146V147H241ZM259 146V147H258ZM22 147V148H21ZM50 147V148H49ZM71 147V149L72 150H70L69 148ZM154 147L156 148V149H154ZM177 147V148H176ZM197 147V148H196ZM229 147H231V148H229ZM240 147V148H239ZM248 147V148H247ZM255 147V148H254ZM49 148V149H48ZM77 149V150H74V149ZM91 148H92V151H91ZM165 148V149H164ZM183 148H185L184 149V151L182 150ZM202 150H201V149ZM210 150H208V149ZM215 148H216V150H218V151H216L215 150ZM225 148V149H224ZM235 148V149H234ZM247 148V149H246ZM253 148V149H252ZM262 148V149H261ZM14 151H13V150ZM96 149H97V151H96ZM172 149V150H171ZM179 149V150H178ZM197 149V150H196ZM220 149L222 150V151H220ZM228 150V152H227V150ZM237 149V150H236ZM9 150V151H8ZM80 150V151H79ZM83 152H82V151ZM134 150H136V151H134ZM169 151V154L174 158V160H173V162H170V159L167 161L166 160V158L164 157V156H158L159 155V152L160 151ZM204 150V151H203ZM245 150V151H244ZM252 151V154H251V151ZM74 151V152H73ZM76 151V152H75ZM88 151H91L90 153H88ZM124 151V152H123ZM145 151V152H144ZM159 151V152H158ZM190 151V152H189ZM202 151H203V154H202ZM220 151V152H219ZM8 152V153H7ZM95 152V153H94ZM123 152V153H122ZM136 152V153H135ZM225 152V153H224ZM237 152V153H236ZM243 152H244V155H243ZM259 152V153H258ZM96 153H98V154H96ZM134 153L136 154V155H134ZM154 153V154H153ZM158 153V154H157ZM175 153V154H174ZM181 153V154H180ZM190 153V156H188V154ZM207 153H209V154H207ZM220 153V154H219ZM224 153V155L222 156V154ZM240 153V154H239ZM247 153V154H246ZM251 154V155H249V154ZM255 153H257L256 155H255ZM96 154V155H95ZM129 154L130 155H133L134 156V161H132V162H129V163H125V164H122L121 163V165H120V162H122L124 159H125V157H128L129 156ZM199 154H200V156H199ZM214 154V155H213ZM215 154H216V158H215ZM219 154V155H218ZM226 154H231V155H226ZM98 155V156H97ZM106 155V156H105ZM183 155V156H182ZM213 155V156H212ZM233 155H234V157H233ZM246 155V156H245ZM96 156H97V158H98V160L96 159ZM105 156V157H104ZM136 156V157H135ZM151 156V157H150ZM188 156V157H187ZM203 156H204V158H203ZM222 156V157H221ZM232 156V159L230 158ZM255 156V157H254ZM93 157H95V159H93ZM156 157V158H155ZM158 157V158H157ZM183 157V158H182ZM187 157V158H186ZM225 157V158H224ZM236 157H238V158H236ZM58 158V159H57ZM183 160H182V159ZM194 159V161H191V160H193ZM222 158V159H221ZM228 158V159H227ZM244 158V159H243ZM258 158V159H257ZM86 159H88V160H86ZM123 159V160H122ZM136 159H137V161H136ZM186 159H188L187 161H186ZM198 159H199V161H198ZM220 159H221V161H220ZM119 160H121V161H119ZM157 160V161H156ZM196 160V161H195ZM203 160H205V163H204V161ZM216 160V162L218 161V163H219V165L218 166H214L215 168H213L212 169V165L211 164H213V163H210L209 161H211V162H213V161H215ZM228 160H231V161H228ZM145 161H147V163L145 162ZM160 161V162H159ZM162 161V162H161ZM180 161H182V165H180L181 164V162ZM202 161H203V163H202ZM227 161V162H226ZM242 161H243V163L245 164V165H243V163H242ZM256 161V162H255ZM94 162V163H93ZM117 162H119V167H120V169L122 170V171H120L119 170V168L118 167H115V163L117 164ZM139 162V163H138ZM188 162V163H187ZM230 162V163H229ZM258 162V163H257ZM106 163L108 164V165H106ZM111 163H114L113 165H114V167L113 166H111ZM131 163V164H130ZM168 163H170L169 165H168ZM173 163V164H172ZM194 163H196V165L194 164ZM223 163V166L221 165ZM226 163V164H225ZM257 165H255V164ZM21 164V165H20ZM29 165H27V164H25V163H20V162H15L14 164H10L9 166H8V168H6V170H5V175H8V173L9 174H11V175H13L14 176V181L12 182V183H10L7 187H5V190L6 191H16L17 189L19 190V191H21V189H22V193H23V195L25 194H30V192H29V190L30 189H33V187L36 185V183H37V181H38V177L37 176H39V174H40V171L38 172V171H36L35 172V169H34V167H35V165L33 164H31V163H28ZM93 164V165H92ZM142 164V165H141ZM162 166H161V165ZM176 164V165H175ZM191 164V165H190ZM228 164H230V165H228ZM47 165V166H46ZM146 165V166H145ZM155 165V166H154ZM174 165V166H173ZM183 165H184V167H183ZM192 165H194L193 167L194 168H192ZM234 165H235V168L237 169L238 168V170H237V172H236V170L233 168L234 167ZM66 166H68V165H66ZM87 166H89V167H87ZM123 168H122V167ZM149 166V167H148ZM165 167L164 169H166V171H160V167ZM181 166V167H180ZM186 166H188V168L186 167ZM197 166L201 169V171H200V169L198 168L197 169ZM208 166V167H207ZM220 166H221V168H220ZM228 166L230 167V169L228 168ZM245 166V167H244ZM104 167H106V168H104ZM153 167V168H152ZM166 167H168V168H166ZM232 167V168H231ZM246 167H247V169H246ZM263 167V168H262ZM14 168V169H13ZM36 168V167H35ZM225 168H226V171H227V169L228 170H231V172H230V174L228 175V177H226V176H224L223 174L226 172L225 171ZM251 168V169H250ZM89 169V170H88ZM104 169L106 170V171H104ZM124 169V170H123ZM127 169V170H126ZM168 169V170H167ZM192 169V170H191ZM208 169V170H207ZM212 169V170H211ZM263 169V170H262ZM12 170H14V171H12ZM98 170V171H97ZM136 170V171H135ZM149 170V171H148ZM195 170V171H194ZM196 170H197V172H196ZM220 170V171H219ZM233 170H234V172H233ZM8 171V172H7ZM139 171V172H138ZM210 171H211V174H210V176H212L213 177V179H212V177H208V175H209V173H210ZM215 171V172H214ZM261 171V172H260ZM15 174H14V173ZM78 172H80V173H78ZM150 172V173H149ZM161 172V173H160ZM195 172V173H194ZM224 172V173H223ZM248 172V173H247ZM253 172H256V173H253ZM34 173V174H33ZM35 173L37 174V175H35ZM82 173V174H81ZM198 173V174H197ZM202 173V174H201ZM218 173V174H217ZM232 173L234 174V175H236V176H234V175H232ZM237 173V174H236ZM257 173H259V174H257ZM31 174V175H30ZM34 176H33V175ZM82 176H81V175ZM148 174V175H147ZM165 174V175H164ZM197 174V175H196ZM201 174V175H200ZM162 175V176H161ZM232 175V176H231ZM238 175V176H237ZM25 176V177H24ZM81 176V177H80ZM161 176V177H160ZM246 176V177H245ZM27 177L29 178V180H30V182H29V180L27 179ZM153 177V178H152ZM204 177V178H203ZM216 177V179H214ZM220 177V178H219ZM234 177V180L232 179ZM236 177V178H235ZM222 178V179H221ZM250 178V179H249ZM24 179H25V181H24ZM151 179H153V180H151ZM209 181H208V180ZM236 179H237V181H236ZM243 179H244V181H243ZM15 180L18 182V183H16L15 182ZM28 180V181H27ZM34 180V181H33ZM234 182H233V181ZM246 180V181H245ZM251 180V181H250ZM153 181V182H152ZM215 181H217V182H215ZM26 184H30L31 186H28V185H26ZM29 182V183H28ZM215 182V183H214ZM221 182V183H220ZM241 182H243V183H241ZM245 182H247V183H245ZM253 182V183H252ZM260 182V181H259ZM258 182V183H259ZM20 183V184H19ZM153 183V184H152ZM207 183V184H206ZM224 184V185H222L221 187H220V184ZM227 183V184H226ZM241 183V184H240ZM18 184V185H17ZM22 184V185H21ZM25 184V185H24ZM209 184V185H208ZM217 184V185H216ZM233 184V185H232ZM250 184H253V185H250ZM17 185V186H16ZM212 185V186H211ZM228 185H232V186H230V187H228ZM236 185V186H235ZM243 185H245V187L243 186ZM260 185V187L259 188H261V189H258V191L256 190V192L259 194V193H261L262 195H264V184L263 183H260L259 184ZM22 186V187H21ZM28 186V187H27ZM117 186V187H116ZM200 186V187H199ZM205 186V187H204ZM211 186V187H210ZM15 187V188H14ZM20 187V188H19ZM26 187H27V189H26ZM31 187V188H30ZM202 187V189H200ZM215 187H217V188H215ZM225 188V189H223L224 191H222V189H220V188ZM231 187H232V189H231ZM28 188H30L29 190H28ZM211 188V189H210ZM218 188H219V190H218ZM226 188H228V189H230V191L228 190V189H226ZM234 188V189H233ZM12 189V190H11ZM16 189V190H15ZM25 189V190H24ZM243 189V191H241ZM17 190V191H18ZM97 190V189H96ZM96 190H91L90 192L88 191V193L90 194H86L87 193V190H80L79 192H78V194H77V196H78V198H84L86 195L87 196H91V194L92 195H94L93 196V199H92V203H91V205L88 207V209H90L91 210V208H92V205L94 204V203H96V205H93V208L92 209H95L96 207H98L100 204H101V202H102V197H103V195L104 194H102V193H100V195H96ZM216 190V191H215ZM234 190H236V191H234ZM138 191L139 192H141L142 191V188H139L138 189ZM232 191H234V192H232ZM245 191V192H244ZM29 192V193H28ZM94 194H93V193ZM214 192V196L212 195V193ZM226 192H228V193H226ZM242 192H244L245 193V196H244V193H242ZM220 193V194H219ZM83 194V195H82ZM221 194H222V196H221ZM232 194H233V197H232ZM24 195V196H25ZM26 196V197H29V196ZM236 197H235V196ZM82 196V197H81ZM212 196H213V198H212ZM228 196V197H227ZM241 196V197H240ZM243 196V197H242ZM231 197V198H230ZM238 197V198H237ZM246 197H248V198H246ZM223 198V199H222ZM212 199H214V200H212ZM226 199H230V200H232L233 201V199H236V200H234V201H236V202H238V205L236 206V208L234 209V211H236L235 213H229V210H227V209H217V208H214L212 205L213 204H215V203H222V202H224ZM246 199H248V201L246 202ZM250 199V200H249ZM165 200V199H164ZM209 201V202H208ZM212 201H214V203L212 202ZM212 202V203H211ZM242 203V206H241V203ZM212 205H211V204ZM251 203H252V205H251ZM260 203V204H259ZM244 204V205H243ZM254 204V205H253ZM211 205V206H210ZM241 206V207H240ZM250 206V207H249ZM172 207H173V209L175 208L174 207V205H172L169 209H170V211H169V209H167V211L165 210V213H167L168 211L169 212H171V211H173V209H172ZM205 207H206V209H205ZM212 207V208H211ZM246 207H248V208H246ZM259 207V208H258ZM260 208H261V210H260ZM88 209H87V211H88ZM204 209V210H203ZM208 209H212V211H211V213H210V211H208ZM257 209V210H256ZM246 210H248V211H246ZM256 211V212H251V211ZM93 211V210H92ZM115 212V207L114 208H112V212ZM221 211V212H220ZM234 211H232V212H234ZM245 211V212H244ZM258 211V212H257ZM168 212V213H169ZM240 212V213H239ZM251 214H250V213ZM115 213H119V210L118 209H116V212ZM210 213V214H209ZM212 213V214H213ZM246 214V216L245 217H249V219H243L244 218V215ZM254 213V214H253ZM264 213V212H263ZM209 214V215H208ZM211 214V215H212ZM233 214V215H232ZM224 215V216H223ZM249 215V216H248ZM252 215H253V217H252ZM260 215V216H259ZM184 215H181V217H178L177 216V218L179 219V221H181L182 220V218L184 219V217H183ZM234 216V217H233ZM239 216V218H237ZM255 217V218H254ZM174 218H175V220H174ZM241 218V219H240ZM253 218V219H252ZM170 220L168 221V219H166L163 223H162V225H163V227H165L167 230L168 229H170L171 228V226L173 225V224H175L176 222H178V221H176V217H173V218H169ZM243 219V220H242ZM172 220V221H171ZM207 220V219H206ZM206 220H205V222L203 223L205 226H209V229L211 230V231H215V229L218 227V225H217V223L215 224V223H213V222H208V220H210V219H208L207 220V223L209 224H207L206 223ZM234 220V221H233ZM252 220V221H251ZM255 220H260L261 221V226L260 225H258V226H253V222L255 221ZM236 221V222H235ZM171 222H172V225H171ZM235 222V223H234ZM245 222V223H244ZM153 222H151L148 226H146L145 228H144V230H143V232H142V234H144V233H146L147 232V230H149V228L152 226L151 224H152ZM240 223H241V225H240ZM247 223H249V224H247ZM168 224V225H167ZM246 225H248L247 226V228H246ZM168 226V227H167ZM214 226L216 227V228H214ZM194 227V226H193ZM190 228L191 229V231H190V229L188 230L189 232L188 233H196V232H198V228L196 229L195 227V231H194V228ZM212 229H211V228ZM241 227V228H240ZM244 229H243V228ZM248 227H250V228H248ZM148 228V229H147ZM260 228V229H259ZM147 229V230H146ZM244 230V231H241V230ZM257 229V230H256ZM126 230V233L127 232H129L130 231V229H128V228H126L125 229ZM146 231V232H145ZM255 231V232H254ZM124 230H123V234H124ZM241 232V233H240ZM247 232V233H246ZM254 232V233H253ZM257 232V233H256ZM261 232V233H260ZM210 233V232H209ZM208 233V234H209ZM249 233H250V235H249ZM212 233H210V235H207L206 236V239L208 240V243H209V241L212 239L211 238V235ZM241 234H243L244 236H241ZM119 236V235H118ZM241 236V237H240ZM250 236V237H249ZM67 236H65L64 238H63V240L66 242V241H68V242H70L71 241V238H69L68 239V237L66 238ZM116 237H117V235H116ZM114 237V240H117L119 237ZM208 237V238H207ZM225 236H223L222 237V239H221V244H222V248H225L226 247V243L228 244V241L230 240L229 238L227 239V237H225ZM229 237V236H228ZM248 237H249V239H248ZM230 238H232L231 236H230ZM240 238H241V242H240ZM243 238H244V240H243ZM247 238V239H246ZM254 238V239H253ZM44 239L47 241V237L46 238H42L41 239V242H45L44 241ZM68 239V240H67ZM83 236H82V238H78L77 239V243L75 242V244L74 243H70L69 244V251H76V249H78L79 247V245L81 246V244H82V242H83ZM84 239H85V237H84ZM252 239H253V241H252ZM257 239H258V241H257ZM249 240V241H248ZM245 243H244V242ZM247 241V242H246ZM256 241V242H255ZM40 242V241H39ZM177 244L176 245H178V244H180L181 242H183V239L182 238H179L177 241ZM206 242V241H205ZM223 242V243H222ZM67 243V242H66ZM241 243V244H240ZM242 243H243V245H242ZM247 243V244H246ZM252 243H253V245H252ZM207 244V243H206ZM224 244V245H223ZM135 245V246H134ZM133 245V247L131 246V247H129L130 248V250H129V248H126V249H124L123 251H122V255L121 256H117V258H115L116 260H115V263L116 264H124L125 263V259L128 257V256H130V255H132V254H136L138 251H137V249H139L140 247H138V246H140V245H142V248L143 249H151V246L150 245H147V244H134ZM171 245L172 244H170V243H164L163 245L161 244V246H162V248L163 249H166V248H169V247H171ZM246 246L248 247L247 249H246ZM73 247V248H72ZM243 247V248H242ZM134 249V250H133ZM192 249H193V247H190V251L192 252ZM202 249H203V251L205 250V253L207 254V250L205 249V247H202ZM130 251V253H129V251ZM223 250V249H222ZM221 250V251H222ZM236 252H235V251ZM244 250V251H243ZM247 250H250V251H248V252H246ZM147 251H151V250H147ZM218 251V249H216L215 250V252H217ZM220 251V252H221ZM219 252V253H220ZM128 253L130 254V255H128ZM132 253V254H131ZM205 253L202 255L201 254V256L199 257V259H198V264H205V263H208L210 260H209V256H207V255H205ZM241 253H243V254H241ZM253 253H254V255H253ZM240 254H241V256L243 257V258H241V257H239L240 256ZM248 254V255H247ZM259 254V255H258ZM84 255V257L82 258L81 256L78 258V261H75V262H73V264L75 263V264H78V262H81V261H85L87 258H89V253H86V254H83ZM247 255V256H246ZM252 255H253V257H252ZM204 256V257H203ZM205 256H206V258H205ZM246 259H245V258ZM255 257V258H254ZM263 257V258H262ZM124 258V259H123ZM202 258V260H200ZM84 259V260H83ZM242 259H244V260H242ZM251 259V260H250ZM209 260V261H208ZM122 262L123 261V263H119V262ZM237 261H239L240 263H238ZM244 262H246V263H244ZM222 264L221 263V261H218V262H215V264ZM251 263V264H252ZM126 264V263H125Z\"/></svg>", "mask_w": 264, "mask_h": 264}, {"label": "bare ground", "instance_id": "2", "mask_svg": "<svg viewBox=\"0 0 264 264\" xmlns=\"http://www.w3.org/2000/svg\"><path fill=\"white\" fill-rule=\"evenodd\" d=\"M24 1V0H23ZM32 1V0H31ZM39 1V0H38ZM43 1V0H42ZM44 1H46V0H44ZM50 1H52V0H50ZM50 1H49V3H50ZM68 1H70V0H68ZM73 1V0H72ZM82 1V0H81ZM94 1V0H93ZM100 1V0H99ZM118 1V0H117ZM116 1V2H117ZM144 0H142L141 1V3L143 2ZM149 1H152V0H149ZM156 1V0H155ZM159 1V0H158ZM157 1V2H158ZM163 0H161V2H162ZM166 1V0H165ZM171 1V0H170ZM174 1V0H173ZM177 1V0H176ZM179 1H181V0H179ZM188 1V0H187ZM190 1V0H189ZM188 1V2H189ZM193 0H191L190 1V6H194V3L197 1V2H199L198 0H194L195 2H192ZM203 1H205V0H203ZM211 1V0H210ZM218 1V2H217ZM221 1V0H220ZM223 1V0H222ZM221 1V2H222ZM228 1V0H227ZM226 1V2H227ZM230 1V0H229ZM229 1L227 2V3H229ZM234 0H231V3L233 2ZM241 1V0H240ZM248 0H245L244 1V3H246ZM250 1H254V0H250ZM256 1H260V5L258 4V3H256L257 5H259V8H256L255 6V4H254V2L252 3V4H254V5H250V8L253 6V7H255V9H252V12L250 13V12H248L247 10H246V13L248 14V13H250V16L247 18V15L245 16L246 17V19L248 20V22L249 23H252V22H254V25H255V22H263L264 23V0H256ZM13 3V1L12 0H7L6 2L4 1V3ZM15 2V1H14ZM21 2V1H20ZM28 2V1H27ZM30 2V1H29ZM85 2V1H84ZM88 2V1H87ZM96 2V1H95ZM105 2V1H104ZM104 2H102V3H104ZM119 2V1H118ZM134 2V1H133ZM153 2V1H152ZM152 2H150V4H148V5H151L152 6ZM156 2V3H157ZM160 2V3H161ZM175 2V1H174ZM196 2V3H197ZM213 4H216V6H217V4L219 5L220 3H219V0H213V1H211ZM236 2V0L233 2V3H235ZM237 2H238V0H237ZM3 3V4H4ZM16 3V2H15ZM25 3V2H24ZM46 3H48V1L46 2ZM45 3V4H46ZM52 3V2H51ZM53 3H54V1H53ZM53 3H52V5H53ZM61 4L59 1L57 2V4ZM70 3V2H69ZM74 3V2H73ZM93 3V2H92ZM115 3V2H114ZM137 3V2H136ZM139 3V2H138ZM137 3V4H138ZM148 3V2H147ZM163 3V2H162ZM162 3L160 4L161 5V7H162ZM184 3V2H183ZM186 3V2H185ZM193 3V4H192ZM206 3L209 5V1L207 2L206 1ZM224 2H222V4H223ZM227 3L225 4V8H226V5H227ZM232 3V4H233ZM248 3V2H247ZM246 3V4H247ZM23 4V3H22ZM26 4V3H25ZM41 4V3H40ZM77 5H78V3H76ZM75 4V5H76ZM118 4V3H117ZM130 4V3H129ZM128 4V5H129ZM132 4V3H131ZM145 4V3H144ZM159 4V3H158ZM179 4V3H178ZM181 4V3H180ZM188 4V5H189ZM192 4V5H191ZM199 4L202 6V4L204 5L205 4V2L204 3H200L199 2ZM211 5V3H210V6H208V8L209 7H211V6H213L212 7V11L213 10H215L214 9V6L215 5ZM220 5V7H222L223 5ZM246 4H244V5H246ZM9 5H11V4H9ZM27 5V4H26ZM38 4H36V6H37ZM55 5H56V2H55ZM64 5V4H63ZM99 6H100V3L98 4ZM105 5V4H104ZM136 5V4H135ZM155 5V4H154ZM187 5V6H188ZM196 5V4H195ZM242 5V4H241ZM247 5H249V4H247ZM18 6V5H17ZM31 6V5H30ZM54 6V5H53ZM52 6V8H54ZM62 6V5H61ZM70 6H72L71 5V3H70ZM84 6H86V5H84ZM91 6V5H90ZM102 6V5H101ZM108 6V5H107ZM139 6H141V5H139ZM143 6V5H142ZM146 6V5H145ZM145 6H143V7H145ZM165 6V5H164ZM177 6V5H176ZM187 6H185V7H187ZM200 6V7H201ZM205 6V5H204ZM228 6H231V4L229 3L228 5H227V7ZM5 7V6H4ZM23 7V6H22ZM32 7V6H31ZM31 7H30V9H31ZM38 7V6H37ZM42 7H45V6H42ZM46 7H48V5L46 6ZM51 7V6H50ZM58 7H60V6H57L56 7V10H57V8ZM65 7H67V5L65 6ZM69 7V6H68ZM75 7V6H74ZM79 7V6H78ZM77 7V8H78ZM87 7H88V5H87ZM106 7V6H105ZM114 7H115V4H114V6L112 7V10L114 11ZM137 7V6H136ZM148 7V6H147ZM182 6L180 5V7L178 6L177 8L178 9H180ZM197 7H199V6H197ZM203 7V6H202ZM206 7H207V5H206ZM218 8L215 10V11H217L218 9H220V12L221 13H223L222 11L224 10L225 11V9H224V6L222 7L223 8V10H222V8H219V6H217ZM246 7V6H245ZM249 7V6H248ZM252 7V8H253ZM1 8H2V5L0 4V11H1ZM19 8V7H18ZM34 8V7H33ZM72 8V7H71ZM89 8V7H88ZM87 8V9H88ZM91 8H94L93 6L91 7ZM90 8V9H91ZM109 8V7H108ZM134 8V7H133ZM146 8V7H145ZM152 8H154V7H152ZM159 8V7H158ZM164 8V7H163ZM169 8V7H168ZM187 8H189V6L187 7ZM186 8V9H187ZM216 8V7H215ZM242 8H243V5H242ZM17 9V8H16ZM28 9H29V7H28ZM36 9V8H35ZM48 9H50V8H48ZM68 8H66V10H67ZM75 8H73V10H74ZM84 9H85V7H84ZM95 9H97V6H96V8ZM101 9V8H100ZM134 9H136V8H134ZM133 9V10H134ZM140 9V8H139ZM139 9H138V11H139ZM141 9H143V8H141ZM147 9V8H146ZM157 9V8H156ZM182 9H183V7H182ZM181 9V10H182ZM227 9H229V7L227 8ZM246 9V8H245ZM2 10H3V8H2ZM6 10H8L7 9V7L5 8V10H3L4 11V13H5V11ZM12 10V9H11ZM14 10V9H13ZM12 10V11H13ZM27 10V9H26ZM39 10V9H38ZM37 10V11H38ZM55 10V11H56ZM61 10V9H60ZM83 10V9H82ZM93 10V9H92ZM102 10V9H101ZM107 10V9H106ZM127 10V9H126ZM151 10V9H150ZM150 10L148 9V10H146L145 12H147L148 11V13L147 14H150L149 12H150ZM168 11H170V9H167ZM174 10H177V9H172V12L171 13H174L175 11ZM188 10H190V9H188ZM186 11L185 9H184V11H183V13L186 11V12H190V11ZM199 10V9H198ZM222 10V11H221ZM33 11H35V10H33ZM49 12H50V14H49V12H48V14L46 15V16H48V15H51L52 14V11H50V10H48ZM53 11H54V9H53ZM58 11V10H57ZM56 11V12H57ZM64 11H65V9H64ZM63 11V12H64ZM71 11H72V9H71ZM75 11V10H74ZM77 11V10H76ZM85 11H86V9H85ZM117 11V10H116ZM122 11H123V9H122ZM125 11V10H124ZM131 11V10H130ZM142 11V10H141ZM140 11V12H141ZM143 11H144V9H143ZM163 11H165V10H163ZM174 11V12H173ZM178 11V14H179V10H177ZM193 11H195V10H193ZM209 11V10H208ZM214 11V12H215ZM19 12V11H18ZM24 12H27V11H24ZM30 12V11H29ZM32 12V11H31ZM56 12H55V14H56ZM60 12V11H59ZM62 12V11H61ZM66 12V11H65ZM80 12V10L78 11V13ZM89 12V11H88ZM93 12V11H92ZM95 12V11H94ZM109 12V11H108ZM120 12V11H119ZM127 12V11H126ZM126 12L125 13H123V14H125L126 15ZM181 13H182V11H180ZM197 11H195L194 13H196ZM219 12V11H218ZM218 12H216V13H218ZM3 13V14H4ZM34 13V12H33ZM41 13V12H40ZM67 13V12H66ZM73 13V12H72ZM84 14V12H82L81 11V13H79V14ZM98 13H99V10H98ZM114 13V12H113ZM129 13V12H128ZM142 13V12H141ZM152 13H153V10H152ZM151 13V14H152ZM155 14H156V11L154 12ZM157 13H158V11H157ZM163 14H165L164 12H162ZM170 13V14H171ZM176 13L177 12H175L174 13V15L175 16H178V15H176ZM180 13V14H181ZM200 13H201V8H200ZM208 13H211V12H208ZM220 13V14H221ZM14 14V13H13ZM44 14H46V12L44 13ZM60 14H62V13H60ZM75 14V13H74ZM76 14H77V12H76ZM93 14V13H92ZM108 14V13H107ZM112 14V13H111ZM122 14V13H121ZM120 14V15H121ZM129 14H131V13H129ZM145 14V13H144ZM143 14V15H144ZM161 14V13H160ZM163 14H162V16H163ZM169 14V13H168ZM167 13H166V15H168ZM190 14H193V13H188V14H186V15H190ZM199 14V12L197 13V15ZM205 14H206V12H205ZM211 14H213V12L211 13ZM210 14V16H212ZM226 14H228V12L226 13ZM245 14V13H244ZM68 15V14H67ZM66 15V16H67ZM89 15V14H88ZM95 15V13L93 14V16ZM97 15V14H96ZM96 15H95V17H91V20H92V22L93 21H96ZM100 15V14H99ZM105 15V14H104ZM114 15V14H113ZM124 15V16H125ZM153 15V14H152ZM157 15V14H156ZM158 15H159V13H158ZM158 15H157V17L155 16V18L157 19L158 18ZM165 15V16H166ZM171 16L172 18L174 17V19H175V16ZM182 15V14H181ZM203 15H204V13H203ZM209 15V14H208ZM208 15H206V16H208ZM213 15H217V14H213ZM249 15V14H248ZM16 16H19V15H16ZM29 16H31V15H29ZM34 16V15H33ZM44 16L45 15H43V18H44ZM52 16H53V14H52ZM54 16H56V15H54ZM70 16V15H69ZM85 16V15H84ZM87 16V15H86ZM116 17H117V15H115ZM119 16V15H118ZM123 16V17H124ZM128 16V15H127ZM136 16V15H135ZM134 16V17H135ZM139 16V15H138ZM137 16V17H138ZM145 16V18L144 19H146V14L144 15ZM147 16H149L150 17V15H147ZM196 15L194 14V16L192 17V19L195 17ZM201 15L199 14V16H198V18L200 17ZM225 16V15H224ZM230 16V14H228V17ZM242 15H239L238 17H239V19H240V17H241ZM39 17V16H38ZM75 17V16H74ZM77 17V16H76ZM79 18H80V15L78 16ZM82 17V16H81ZM88 17H90V16H88ZM88 17H86V19L88 18ZM97 17H99L98 15H97ZM101 17V16H100ZM103 17V16H102ZM102 17L100 18V19H102ZM120 17V16H119ZM126 17V16H125ZM133 16H132V19L134 18ZM148 17V20L151 18H149ZM160 17V16H159ZM166 17H169V16H166ZM165 17V18H166ZM182 17H184V15L182 16ZM213 17V16H212ZM219 17H221V16H219ZM218 17V19H220ZM244 17V16H243ZM41 18V17H40ZM53 18V17H52ZM113 18V17H112ZM122 18V17H121ZM129 18V17H128ZM139 18H140V16H139ZM154 18V17H153ZM170 18V17H169ZM178 18H181V17H178ZM225 18V17H224ZM230 18H232V17H229L228 19H230ZM236 18V17H235ZM11 17H10V15L9 14H4V15H0V53L1 54H4V56H5V54L6 53H8L7 51H8V49H9V47H10V45L12 44V41H13V39H14V37H12V36H9V35H7L6 34V29L4 28V27H6L7 25H9L10 24V22H13V21H11ZM27 19V18H26ZM29 19V18H28ZM36 19V18H35ZM50 19V18H49ZM67 19H69L70 20V18H67ZM66 19V20H67ZM84 19V18H83ZM141 20H142V18H140ZM161 19V18H160ZM185 19H187L188 20V17L187 18H185ZM208 19H210L211 20V18H208ZM216 19V18H215ZM214 19V21L213 22H215L216 20ZM237 19V18H236ZM236 19H235V21L233 20V19H230V21H228V20H226L225 19V22H226V25H227V23L229 22L230 24L232 23V25H233V22H236V24L235 25H239V23H240V21H245V19H243L242 18V20H240V21H236ZM19 20V19H18ZM37 20V19H36ZM35 20V21H36ZM48 20V19H47ZM46 20V21H47ZM58 20V19H57ZM109 20V19H108ZM112 20V19H111ZM119 20V19H118ZM152 20V19H151ZM151 20H149V27H152V26H150V21ZM187 20H185V23H183V24H185V26L184 25H182V27L184 26L185 28H187L188 27V25L186 26V22L187 23H189ZM194 20V19H193ZM197 21H198V19H196ZM199 20H200V18H199ZM204 20V19H203ZM202 20V21H203ZM221 20V22H222V19H220ZM219 20V21H220ZM231 20H232V22H231ZM20 21V20H19ZM45 21V20H44ZM54 21H55V19H54ZM59 24H60V28H61V24H63L64 25V23L65 22H67V21H65V19H64V17L62 16V15H60V17H59ZM71 21V20H70ZM98 21V20H97ZM101 21V20H100ZM130 21V20H129ZM138 21V20H137ZM153 21V20H152ZM157 21V20H156ZM155 21V22H156ZM164 21V17H163V20H162V22ZM178 21H179V19H178ZM183 21V20H182ZM190 21H191V18H190ZM15 22H16V20H15ZM20 22H22V21H20ZM30 22V21H29ZM58 22V21H57ZM87 22V21H86ZM90 22V21H89ZM99 22V21H98ZM107 22V21H106ZM113 22V21H112ZM111 22V23H112ZM126 22V21H125ZM124 22V23H125ZM133 22H135V21H133ZM141 22H145V20L143 21H141ZM157 22H159V21H157ZM161 22V23H162ZM167 22H168V18H167ZM166 22V23H167ZM172 22H174V21H171V23H170V25L172 24ZM192 22V21H191ZM190 22V23H191ZM206 22V21H205ZM209 22V21H208ZM211 22V21H210ZM213 22H212V24H213ZM217 22V21H216ZM38 23V22H37ZM43 23V22H42ZM54 23H56V22H54ZM73 23V22H72ZM75 23V22H74ZM83 23H84V20H83ZM128 23V22H127ZM131 23V22H130ZM169 23V22H168ZM176 23V22H175ZM178 23H180V22H178ZM177 23V24H178ZM193 23V22H192ZM196 23V22H195ZM202 23H204V21L202 22ZM222 23H224V21L222 22ZM221 23V24H222ZM242 23V22H241ZM245 23V22H244ZM249 23H247L248 25H249ZM17 24V23H16ZM19 24V23H18ZM44 24V23H43ZM43 24H41V25H43ZM57 25H58V23H56ZM56 24H53V25H55V27L57 26ZM67 24V23H66ZM65 24V25H66ZM70 24H71V22H70ZM78 24V23H77ZM80 24H81V22H80ZM86 24V23H85ZM84 24V25H85ZM89 24V23H88ZM94 24V23H93ZM92 24V25H93ZM98 24V23H97ZM100 24V23H99ZM110 24V23H109ZM116 24H118V22L116 23ZM115 23H114V26L116 25ZM146 24V23H145ZM154 24V23H153ZM157 24V23H156ZM156 24H154V26H156ZM174 24V23H173ZM199 24H200V21H199ZM209 24V23H208ZM211 23H210V25H212ZM257 24V23H256ZM11 25H13V23L11 24ZM41 25H39L40 27H42L43 28V26H41ZM51 25V24H50ZM69 25V24H68ZM74 25V24H73ZM79 25V24H78ZM84 25H82V26H84ZM113 25V24H112ZM159 25V24H158ZM168 25V24H167ZM175 26H176V24H174ZM191 25V24H190ZM209 25V26H210ZM220 25V24H219ZM258 25H260V24H258ZM262 25V24H261ZM20 26H22V24H20ZM46 26V25H45ZM49 26V25H48ZM72 26V25H71ZM86 26V25H85ZM84 26V27H85ZM88 26V25H87ZM106 26H108V24L106 25ZM132 26H134V25H132ZM137 26H139V25H137ZM145 26V25H144ZM174 26V27H175ZM193 26V25H192ZM192 26H189V27H191L192 28ZM197 26H199V25H197ZM201 26V27H200ZM199 27L200 28H202V25H200ZM208 26V27H209ZM213 26H215L216 27V24H214ZM212 26V31H210V32H212V36H218V37H220V33H222V31H221V27H222V25H220L219 27H218V29L217 30H215L214 31V27ZM228 26V25H227ZM241 26V25H240ZM246 26V25H245ZM8 27V26H7ZM15 27H17L16 25H15ZM26 27V26H25ZM33 27V26H32ZM50 27V26H49ZM69 27V26H68ZM89 27V26H88ZM91 27V26H90ZM93 27V28H92ZM91 28L92 29H94L95 27H94V25L92 26ZM99 27V26H98ZM97 27V28H98ZM109 27V26H108ZM116 27V26H115ZM118 27V26H117ZM121 27V26H120ZM119 27V28H120ZM148 27V28H149ZM169 27L170 26H168V29H167V27H165L167 30L166 31H168L169 30ZM172 27V26H171ZM188 27V28H189ZM199 27H198V29H199ZM203 27H205V26H203ZM207 27V26H206ZM230 27L231 28H233L231 25H230ZM237 27V26H236ZM250 28H251V26H249ZM256 27V26H255ZM254 27V28H255ZM264 27V26H263ZM30 28V27H29ZM36 28H38L37 27V24H36ZM52 28H53V26H52ZM59 28V27H58ZM59 28V29H60ZM64 27H62V29H63ZM87 28V27H86ZM112 28V27H111ZM110 28V29H111ZM118 28V29H119ZM133 28V27H132ZM138 28V27H137ZM165 28H161L162 29V31H164L165 30ZM177 29H178V27H176ZM185 28H184V31L185 32H183L184 33V37H182V36H180L179 35V33H176V32H178V30L176 29V30H174V32H172V33H169L168 32V34L166 33V34H164V33H161L162 31H160L159 32V29H157V27H156V30H158V32L159 33H157V32H155V33H157L156 35H155V33H154V36H156L155 37V39L154 40H152V43H150V45L148 44V43H146V44H148V45H146V46H149V47H146L145 46V50L147 49L148 51H153V52H155L156 53V56H155V58H154V60L152 59V64H151V66L154 64L155 66H157V67H161L162 68V70H160L159 69V71H158V69L156 68V67H154L156 70V73H157V75L156 74H154V72L152 73V74H154V75H156L155 76V78H153L152 76V82L151 83H153V86H158L159 88L161 87V88H164V87H167L169 90L168 91H166V93H168V95L166 96V95H164V96H166V97H162V98H158L159 99V106H158V111L157 112H154L155 114H153V116L155 117V118H157L158 117V119H159V116H158V114H159V112L160 111H162L164 108L165 109H167L166 107L169 105L170 106V104L172 105V103H170L169 104V102H172V100H176V99H178V101H179V103H178V105H180V108H179V110L177 109V112H176V115H180V114H182L184 111H186L185 110V106H186V101L185 100H187L186 99V97H187V93L188 92H186L185 94H184V91H181V89H180V93L182 92V94H179L178 92H177V90L179 89H177V88H175V87H177L176 86V84L178 83L177 81V83L176 84H173V86H171V84H170V80L168 79V77L171 75V74H173V72H178L179 70L181 71V68H182V63H184V60L190 55V57H192V59H190L192 62H193V59L194 58H197L200 54H202V55H200L198 58H197V60H196V62H198L197 64H195L194 62V64L193 65H191L190 67H188L189 68V72H188V74H189V76H186V77H179L180 79H179V82L181 83V81H182V84L184 83V81H189V83H193L192 85H195L196 86V89H195V91H193L192 92V94H201L202 92H204V90L206 91V89L205 88H207L208 86H211L213 89H211V92H212V90L215 92V95H216V97H218V99L220 98L221 99V97H224V96H226L224 93H225V90H227V89H225L224 87H223V84H224V79L226 78L225 77V74H224V72L226 73V71H225V69H228L227 68V66H228V64H229V62H230V58H231V55L229 56V52H227V53H224L223 55H220V54H222V52L224 51V50H226L227 48L229 49V47H226V49H224V44L223 45H221L223 48H221L220 49V51H221V53L219 54V58H214V54L215 55H217L218 56V52H220V51H218V50H216V52H217V54L216 53H214V54H212L213 53V50H215L214 48H215V45H216V43H214L215 45H203V43H202V48L200 47L199 49H198V51L197 50H194V52H192V53H188V51H189V49H187V47H183V48H180V49H178L177 50V47H176V49L173 47V46H169V47H167L166 45V47L164 46V47H162V46H160L161 48L159 49L158 48V45L157 44H159V43H161L162 42V40H160L161 42H159L158 43V40L159 39H162V37H166L167 39H169V40H171L172 41V39H175L174 40V42L175 41H178L177 39H183V40H181V41H185V43H189V41H192V40H189L190 38H188V36L186 35V30H185ZM226 28H228V27H226ZM244 28H246V27H244ZM243 28V29H244ZM12 29V28H11ZM14 29V28H13ZM17 29V28H16ZM24 29V28H23ZM22 29V30H23ZM40 29V28H39ZM46 28H44V30H45ZM47 29H49V28H47ZM51 29V28H50ZM54 29V28H53ZM58 29V30H59ZM65 29H66V27H65ZM64 29V30H65ZM77 29V28H76ZM82 29H83V27H82ZM134 29V28H133ZM136 29V28H135ZM146 30H147V28H145ZM150 30H151V28H149ZM148 29V30H149ZM153 30L152 31H150V33L152 32H154V29H155V27L154 28H152ZM181 29V28H180ZM179 29V31H181L182 32V30H180ZM190 29V28H189ZM195 29H197L196 27H195ZM198 29H197V31H198ZM224 29H225V27H224ZM256 29V28H255ZM10 30V29H9ZM24 30H27V29H24ZM34 30V29H33ZM42 30V29H41ZM56 30V29H55ZM70 29H68V31H69ZM101 30V29H100ZM99 29H98V31H100ZM132 30V29H131ZM136 30H138V29H136ZM155 30V31H156ZM201 30V29H200ZM208 30V29H207ZM234 31H235V33H237L236 31H238L237 29H233ZM232 30V31H233ZM241 30V29H240ZM250 30V29H249ZM257 30H258V26H257ZM260 30V29H259ZM258 30V31H259ZM18 31V30H17ZM21 31V30H20ZM51 31V30H50ZM60 31V30H59ZM67 31V32H68ZM71 31V30H70ZM76 31V30H75ZM80 31H81V29H80ZM84 31V30H83ZM88 31V30H87ZM92 31V30H91ZM90 31V29H89V32H91ZM94 31H96V29H94ZM93 31V32H94ZM104 31V30H103ZM122 31V30H121ZM123 31H124V29H123ZM132 31H134V30H132ZM140 31V30H139ZM138 31V32H139ZM176 31V32H175ZM191 31V30H190ZM195 31V30H194ZM202 31V30H201ZM214 31V32H213ZM247 33L249 32L248 31V28H247ZM246 31H244L245 32V34H246ZM264 30H262V32H263ZM8 32V31H7ZM36 32V30L33 32V33H35ZM40 32V31H39ZM43 32V31H42ZM49 32V31H48ZM51 32H53V31H51ZM58 32V31H57ZM63 32V31H62ZM62 32L61 33H59V34H62ZM66 32V33H67ZM109 32H110V30H109ZM129 32V31H128ZM171 32V31H170ZM225 32H226V30H225ZM243 32V33H244ZM250 32H255V31H250ZM262 32H258L259 34L260 33H262ZM4 33H5V36L7 37V36H9L8 38H3V37H5L4 36ZM10 33V32H9ZM13 33V32H12ZM38 33V32H37ZM44 33V32H43ZM47 33V32H46ZM50 33V32H49ZM71 33V32H70ZM73 34H74V32H72ZM80 33V32H79ZM85 33V32H84ZM99 33V32H98ZM97 33V35H98V37H99V34H101V33H99L98 34ZM104 33H107V32H104ZM112 33V32H111ZM114 33V32H113ZM112 33V34H113ZM121 33V32H120ZM123 33H125V32H123ZM122 33V34H123ZM131 33H133V32H131ZM147 33V32H146ZM145 33V34H146ZM176 33V34H175ZM204 33H206V32H204ZM227 33V32H226ZM243 33H241V34H243ZM257 32H256V34H258ZM24 34V33H23ZM23 34H21V35H23ZM39 34V33H38ZM37 34V35H38ZM76 34V33H75ZM83 34V33H82ZM82 34L80 35V37L82 38V37H86V35L84 34L83 36H82ZM92 34V33H91ZM95 35H96V33H94ZM116 34V33H115ZM117 34H118V32H117ZM178 34V35H177ZM188 34V33H187ZM194 34V33H193ZM193 34H192V31H191V35H192V37H191V39H193ZM201 34V33H200ZM199 34V35H200ZM225 34V33H224ZM224 34H222V35H224ZM230 34H232V33H230ZM233 34H234V32H233ZM232 34V35H233ZM244 34V35H245ZM250 34V33H249ZM249 34H246L247 36L249 35ZM33 35V34H32ZM36 35V34H35ZM40 35V34H39ZM47 35V34H46ZM56 35H58V34H56ZM64 35V34H63ZM67 35V34H66ZM89 35H90V33H89ZM88 35V36H89ZM95 35H93V36H95ZM102 35H104V34H102ZM121 37H124V35H121V34H119ZM127 35V34H126ZM136 35H138V34H136ZM149 35V34H148ZM196 35V34H195ZM202 35V34H201ZM210 35H211V33H210ZM232 35H230L231 37H233ZM243 35V36H244ZM253 35V34H252ZM17 36V35H16ZM25 36H27V35H25ZM50 35H48V37H49ZM59 36V35H58ZM61 36V35H60ZM73 36H76V35H73ZM73 36H71L72 38V40H73ZM92 36V37H93ZM105 36V35H104ZM128 36V35H127ZM139 36V35H138ZM142 36V35H141ZM147 36V35H146ZM145 36V37H146ZM211 36V37H212ZM227 36V35H226ZM226 36H224V37H222V38H224L225 40H226V38H228V37H226ZM243 36H241L242 38H244ZM246 36V37H247ZM24 37V36H23ZM42 36H40V38H41ZM57 37V36H56ZM78 37V36H77ZM97 37V36H96ZM97 37V38H98ZM111 37V36H110ZM115 37V36H114ZM117 37V36H116ZM120 37V38H121ZM136 37V36H135ZM140 37V36H139ZM144 37V38H145ZM189 37H190V35H189ZM201 37V36H200ZM206 37H208V36H206ZM206 37H205V39L204 40H206ZM217 37V38H218ZM230 37V38H231ZM256 37H258V35L256 36ZM262 37V35H260V38ZM264 37V36H263ZM263 37H262V39H263ZM47 38V37H46ZM46 38H45V40H46ZM76 38V37H75ZM88 39H89V37H87ZM102 38V37H101ZM104 38V37H103ZM143 38V39H144ZM195 38H196V36H195ZM216 37L214 38V39H217ZM221 38V37H220ZM222 38L220 39V40H222ZM249 38V37H248ZM247 38V39H248ZM252 38V37H251ZM259 38V37H258ZM24 39H27V37L26 38H24ZM38 39V38H37ZM61 39V38H60ZM60 39H55L54 38V40L56 41H59ZM64 40H65V38H63ZM69 39V38H68ZM83 39V38H82ZM81 39V40H82ZM91 39V38H90ZM107 39V38H106ZM112 39V38H111ZM115 39V38H114ZM114 39H113V41H114ZM119 39V38H118ZM129 39V38H128ZM149 39V38H148ZM164 39V38H163ZM167 39H166V41H167ZM208 39V38H207ZM235 39V38H234ZM250 39V38H249ZM19 40V39H18ZM20 40H22V39H20ZM19 40V41H20ZM39 40V39H38ZM43 40L44 39H42V42H43ZM48 40H50V39H48ZM47 40V41H48ZM54 40H52V41H54ZM75 40V39H74ZM80 40V39H79ZM85 40V41H84ZM84 40H82V41H84V42H87L88 40H86V39H84ZM96 40H98L99 41V39H96ZM101 40V39H100ZM127 40V39H126ZM179 40V41H180ZM197 40H198V38H197ZM203 40V41H204ZM219 39H217L216 41H218ZM219 40V41H220ZM224 40V41H225ZM258 40V39H257ZM259 40H261V39H259ZM264 40V39H263ZM33 41V40H32ZM40 41V40H39ZM66 41L67 40H65V43H66ZM68 41H71V40H68ZM106 41V40H105ZM108 41V40H107ZM113 41H112V43H113ZM122 41V40H121ZM121 41L119 40V42L121 43ZM136 41H137V39H136ZM140 41V40H139ZM138 41V42H139ZM180 41V42H181ZM230 41V40H229ZM243 41H245V40H243ZM248 41V40H247ZM14 42H15V40H14ZM21 42V41H20ZM49 42V41H48ZM92 42V41H91ZM90 42V44H92ZM125 42V41H124ZM169 42V41H168ZM206 41H204V43H205ZM209 42V41H208ZM212 42V41H211ZM222 42V41H221ZM233 42V41H232ZM255 42H257L258 43V41H255ZM35 43H37L36 41H35ZM34 43V44H35ZM45 43V45H47L46 44V41L45 42H43V44ZM54 43V42H53ZM52 42H50V43H48V45H50L49 46V49L52 51V53L53 52H56V50L58 51L59 50V48H60V46H59V43L57 42H55L54 44H53ZM61 43V42H60ZM62 43H64V42H62ZM64 43V44H65ZM73 43V42H72ZM81 43V42H80ZM102 43H104V42H102ZM117 43V42H116ZM115 43V44H116ZM132 43V42H131ZM140 43V42H139ZM138 43V44H139ZM199 43V42H198ZM230 43H231V41H230ZM240 43V42H239ZM247 43V42H246ZM261 43H264V41H261ZM34 44H33V46H34ZM58 44V45H57ZM70 44V43H69ZM68 44V45H69ZM76 44V43H75ZM79 44V43H78ZM110 44H111V42H110ZM114 44V43H113ZM137 44V43H136ZM166 44V43H165ZM208 44H210V42L208 43ZM242 44V43H241ZM20 45H21V43H20ZM44 45V46H45ZM48 45H47V47H48ZM86 45V44H85ZM135 45V44H134ZM141 45H142V42H141ZM171 45V44H170ZM178 45H180V44H178ZM220 45V44H219ZM218 45V46H219ZM225 45H227V43L225 44ZM244 45V44H243ZM242 45V46H243ZM246 45H248V44H246ZM246 45H245V47H246ZM261 45V44H260ZM263 45V44H262ZM13 47H14V45H12ZM24 46V45H23ZM22 46V47H23ZM39 46H41V43H40V45ZM43 46V45H42ZM63 46V45H62ZM61 46V47H62ZM81 46V45H80ZM84 46V45H83ZM88 46V45H87ZM93 46V45H92ZM112 46V45H111ZM111 46H110V48H111ZM136 46V45H135ZM139 46V45H138ZM181 46H182V44H181ZM186 46V45H185ZM214 46V47H213ZM241 46V45H240ZM17 47H19V46H17ZM27 47V46H26ZM76 47V46H75ZM91 47V46H90ZM114 47V46H113ZM196 47H198V44H197V46ZM236 47V46H235ZM254 47H257V46H254ZM261 47H263V46H261ZM16 48V47H15ZM33 49L35 48V47H32ZM40 48V47H39ZM63 48V47H62ZM89 48V47H88ZM96 48V47H95ZM123 48V47H122ZM189 48V47H188ZM220 47H218V49H219ZM233 48H234V46H233ZM238 48V47H237ZM264 48V47H263ZM262 48V52L261 53H263L264 54V49ZM61 49V48H60ZM91 49H92V47H91ZM105 49V48H104ZM112 49V48H111ZM118 49V48H117ZM139 49V48H138ZM190 49H191V47H190ZM195 49V48H194ZM17 50V49H16ZM16 50H15V53H12V54H10L9 56H6V57H4L3 59H6V58H8V59H6V61H4L5 63H7V64H10L9 62L11 61V58H13L15 55H17V52H16ZM26 50H28L27 48H26ZM36 50H38V48H36ZM35 49L33 50V51H36ZM50 50H48L49 51V54L47 55L46 53V55L47 56H45V57H40L41 58V60L39 59V58H36L35 56L34 57H32V58H30V59H28V61H27V63L25 64V66H24V69H21V71H22V74H21V72L19 73L18 71H17V73H19V75L21 74V76H19L20 78H19V80H17L18 81V86H17V89L18 90H20L22 87H23V85L26 83L27 84V82H25V81H28L27 79H28V76L30 75V73H33V69H36L37 70V64L39 65V68L40 69H44L45 70V68L46 67H48L49 65H50V68H51V64H50V61H51V58H52V53L50 52ZM71 50V49H70ZM74 50V49H73ZM82 50V49H81ZM98 50V49H97ZM106 50V49H105ZM121 50V49H120ZM230 50V49H229ZM250 50V49H249ZM256 50V49H255ZM260 50V49H259ZM258 50V51H259ZM12 51V50H11ZM10 51V52H11ZM30 51V50H29ZM46 51V50H45ZM47 51V52H48ZM60 51V50H59ZM92 51V50H91ZM94 51H96V50H94ZM113 51H115V50H113ZM231 51V50H230ZM232 51H233V49H232ZM236 51V50H235ZM253 51V50H252ZM41 52H42V50H41ZM72 52V51H71ZM82 52V51H81ZM103 52V51H102ZM106 52H108L107 50H106ZM152 52V53H153ZM224 52H226V51H224ZM237 52V51H236ZM236 52H235V55H236ZM245 53H247L246 51H244ZM244 52H242V54L244 53ZM257 51H255V53H256ZM51 53V54H50ZM62 53V52H61ZM60 53V54H61ZM90 53H92V52H90ZM98 53V52H97ZM96 53V54H97ZM104 53V52H103ZM117 53V52H116ZM124 53V52H123ZM130 53H133V52H130ZM135 53H136V51H135ZM140 53H142V52H140ZM233 53V52H232ZM253 53V52H252ZM251 53V54H252ZM20 54V53H19ZM65 54H67V53H65ZM82 54V53H81ZM84 54V53H83ZM121 54V53H120ZM137 54H138V52H137ZM228 54V55H227ZM238 54V53H237ZM240 54V53H239ZM257 54H258V52H257ZM21 55V54H20ZM58 55V54H57ZM62 55V54H61ZM74 55V54H73ZM98 55H100V54H98ZM113 55H114V53H113ZM117 55V54H116ZM130 55V54H129ZM128 55V56H129ZM133 55V54H132ZM131 55V56H132ZM245 54H243V56H244ZM255 55V54H254ZM2 56V55H1ZM17 56H19V55H17ZM26 56V55H25ZM28 56V55H27ZM41 56H42V54H41ZM55 56H56V54H55ZM77 56V55H76ZM87 56V55H86ZM92 56H93V54H92ZM127 56V55H126ZM136 56V55H135ZM140 56V55H139ZM216 56V57H217ZM237 56V55H236ZM235 56V57H236ZM249 55H247V57H248ZM16 57V56H15ZM30 57V56H29ZM54 57V56H53ZM84 57V56H83ZM94 57V56H93ZM100 57V56H99ZM106 57H107V55H106ZM112 57V56H111ZM115 57V56H114ZM130 57V56H129ZM128 57V58H129ZM152 57V56H151ZM232 57H233V55H232ZM234 57V58H235ZM1 58V57H0ZM18 58V57H17ZM56 58V57H55ZM54 58V59H55ZM62 58V62H64V61H66L68 58L70 59V56L68 57L67 55H64V56H62L61 57ZM78 58V57H77ZM76 57H75V59H77ZM108 58V57H107ZM106 58V59H107ZM118 58V57H117ZM137 58V57H136ZM146 58V57H145ZM144 58V59H145ZM149 58H150V56H149ZM233 58V59H234ZM254 58H256V57H254ZM16 58H14V60H12L14 63H15V60ZM37 59H39V60H37ZM72 59H73V57H72ZM80 59V58H79ZM85 59V58H84ZM88 59V58H87ZM102 59V58H101ZM114 59V58H113ZM120 59V57L118 58V60ZM125 60H127L126 58H124ZM143 59V58H142ZM216 59V60H215ZM232 59V58H231ZM236 59H238L237 57L235 58V60ZM250 59V58H249ZM252 59V58H251ZM262 59H264V58H262ZM78 60V59H77ZM98 60V59H97ZM103 60V59H102ZM141 60V59H140ZM150 60V59H149ZM148 60V61H149ZM188 61H189V59H187ZM195 60V59H194ZM234 60V61H235ZM254 60H256V59H254ZM59 61V60H58ZM80 61V60H79ZM93 61V60H92ZM94 61H95V59H94ZM111 61V60H110ZM116 61V60H115ZM114 61V62H115ZM136 61H138V63H140V61L139 60H137V59H135V62ZM143 61V60H142ZM141 61V62H142ZM151 61V60H150ZM239 61V60H238ZM259 61V60H258ZM26 62V60L24 61V63ZM52 62H54V61H52ZM62 62H60L59 61V63H58V65L54 68V73H56V74H59V73H61L62 72V70H61V68H60V63H62ZM74 62V61H73ZM72 62V63H73ZM83 62V61H82ZM89 62H91V61H89ZM109 62V61H108ZM134 62V63H135ZM213 62H214V64H213ZM242 62V61H241ZM253 62V61H252ZM80 63V62H79ZM94 63V62H93ZM101 63V62H100ZM122 63V62H121ZM119 64V65H117L115 68H116V70H117V72L118 73H121L122 72V74H123V70H124V68H126L127 67V64H124V63H126V62H124V63H122V64ZM130 63V62H129ZM190 63V62H189ZM248 63H249V61H248ZM255 63V62H254ZM259 63H260V61H259ZM22 64V63H21ZM65 64H67V63H65ZM64 64V65H65ZM92 64V63H91ZM110 64H112V62H110ZM147 64V63H146ZM166 64H168V66H169V64H170V67L169 68H167V69H165L164 68V65H166ZM232 64V63H231ZM242 64V63H241ZM244 64H246V61L244 62ZM5 66H7L6 64H4ZM15 65V64H14ZM13 65V66H14ZM53 65V64H52ZM78 65V64H77ZM84 65V64H83ZM87 65V64H86ZM132 65H134L133 64V62H132ZM135 65H137L136 63H135ZM135 65H134V67H135ZM140 65V64H139ZM138 65V66H139ZM145 65V64H144ZM150 65V64H149ZM247 65V64H246ZM251 65V64H250ZM12 66V65H11ZM17 66V65H16ZM88 66V65H87ZM91 66V65H90ZM106 66V65H105ZM130 66V65H129ZM137 66V67H138ZM150 66V67H151ZM189 66V65H188ZM241 66V65H240ZM260 66H261V64H260ZM21 67V66H20ZM54 67V66H53ZM62 67V66H61ZM75 67V66H74ZM79 67V66H78ZM92 67V66H91ZM108 67V66H107ZM111 67V66H110ZM130 67H132V66H130ZM130 67H127L128 69L130 68ZM134 67H132L133 69H134ZM145 67V66H144ZM147 67V66H146ZM234 67V66H233ZM248 67H249V65H248ZM257 67V66H256ZM65 68H66V66H65ZM77 67H75V69H76ZM95 68V67H94ZM165 70H164V69ZM255 68V67H254ZM1 69V68H0ZM88 69V68H87ZM110 69V68H109ZM145 69V68H144ZM143 69V70H144ZM147 69H149V68H147ZM150 69H152V68H150ZM230 69H232V67L230 68ZM240 69H241V67H240ZM243 69V68H242ZM257 69V68H256ZM35 70V71H36ZM44 70H43V73H44ZM72 70H74L73 68H72ZM71 69H70V71H72ZM114 70V69H113ZM137 70V69H136ZM140 70V69H139ZM253 69H251V67H250V69H247V70H242L241 72H238L237 71V69H236V72H237V75H238V77L240 78H245L244 80H246V79H248L249 81H250V83H249V81H248V85H246L247 87L245 88V93L243 92L244 90V88L242 89V95H246V96H248L250 99H251V95L254 93V95H255V90H256V87H254V85L255 84H257V82H259V80L261 79V78H263V75L264 74H262V76H260L258 73H256V74H254L253 73V71H252ZM64 71V70H63ZM70 71H68V73L66 74V75H68L69 74V72ZM76 72H79L78 70H75ZM85 71H86V69H85ZM234 71H235V69H234ZM233 71V72H234ZM37 72V71H36ZM40 72V71H39ZM39 72H37L38 74H39ZM115 72V71H114ZM113 72V73H114ZM131 72V71H130ZM139 72H141V71H139ZM183 73H184V71H182ZM181 72V73H182ZM251 72H252V74H251ZM258 72V71H257ZM52 73H53V70H52ZM64 73V72H63ZM62 73V75H63V79H64V77L66 78V75H64ZM89 73V72H88ZM135 73V72H134ZM260 73H262V72H260ZM264 73V72H263ZM117 74V73H116ZM227 74H228V72H227ZM235 74V73H234ZM77 75H78V73H77ZM86 75V74H85ZM94 75V74H93ZM92 75V76H93ZM108 74H104V76H107ZM110 75V74H109ZM140 75V74H139ZM146 75V74H145ZM174 76H175V74H173ZM172 75V76H173ZM178 75V74H177ZM180 75H184V74H180ZM231 75V74H230ZM37 76V75H36ZM36 76H34V77H36ZM39 76V75H38ZM50 76V75H49ZM48 76V77H49ZM56 76V75H55ZM74 77V75H71V77ZM81 76V75H80ZM100 76V75H99ZM112 76H114V75H112ZM116 76V75H115ZM125 76V75H124ZM148 76V75H147ZM146 76V77H147ZM179 76V75H178ZM234 76H236V74L234 75ZM33 77V76H32ZM31 77V78H32ZM45 77V76H44ZM52 77H54V74H52ZM77 77V76H76ZM85 77V76H84ZM149 77H150V75H149ZM228 77V76H227ZM38 80L39 79H41V78H38V77H36ZM54 78H56V77H54ZM58 78V77H57ZM67 78H69V76L67 77ZM81 78V77H80ZM79 78V79H80ZM106 78H108V77H106ZM117 78V77H116ZM125 78H126V76H125ZM127 78H128V76H127ZM132 78V77H131ZM171 78V77H170ZM17 79H18V77H17ZM37 79H31V81H30V85H32L33 87H34V91L35 92H32V95L30 96V100H32V99H37V97L39 96V99H38V101L40 100V95H41V93H44V95L46 94V93H48L49 92V94L48 95H50L51 93V90H53V89H56V88H58L59 90H58V92H60V87L61 86H63V85H57V81L55 82V80L54 81H50V82H47L46 81V78H45V81H46V84L45 85H38V83L40 82H42V79H41V81H39V82H37L38 80ZM89 79V78H88ZM101 79V78H100ZM104 79H105V77H104ZM112 79V78H111ZM172 79V78H171ZM175 79V78H174ZM264 79V78H263ZM262 79V80H263ZM49 80H52V79H49ZM84 80V79H83ZM86 80V79H85ZM113 80V79H112ZM121 80V79H120ZM169 80V81H168ZM238 80V79H237ZM62 81V80H61ZM64 81V80H63ZM79 81H81V80H79ZM90 81V80H89ZM116 81H117V79H116ZM125 81V80H124ZM131 81V80H130ZM138 81V80H137ZM144 81V80H143ZM149 81V80H148ZM147 81V82H148ZM191 81V82H190ZM241 81V80H240ZM25 82V83H24ZM69 82H71V84H73V82H74V80L73 81H69ZM76 82V81H75ZM86 81H84L82 84L80 83L79 84V86H77V87H66V83L64 84V86L67 88V90L66 91H64V92H67V94L66 93H64L65 94V96L64 97H62L63 96V94L62 95H60V93L59 94H56L57 96L58 95H60L62 98H60V97H58L57 99H54V100H52V96H51V100L52 101H50L49 103H47V104H42L41 103V105H43L41 108H38V111L36 110V111H34V110H31V109H28V110H26L27 111V117H28V124L27 125H30L31 126V124H32V122L33 121H35V119L37 120L38 119V117L39 116H42V115H44V114H42V113H46L45 111H47V110H49V109H51V111L50 112H48V113H50L49 115H48V118L46 119L47 120V123H48V125H50L51 123H53L54 121H56V120H58V119H65V118H71L72 117V119H73V116H74V119L72 120V122L74 121V120H76L75 119V116H76V114H78V113H82L83 114V111H85V110H87L88 111V106L89 105H87V106H85V105H82V107H78V108H75V109H68V108H65V106L64 107H62L63 105H65L66 103H68L70 100H72V103H73V98H74V100H76L77 98H76V96L77 95H79V94H81V93H88L89 92V90L90 89H92V91L94 90L93 88H100V87H102V85L100 86L99 84H97V83H91V82H89V83H85ZM101 82V81H100ZM173 82V81H172ZM239 82V81H238ZM264 82V81H263ZM262 82V83H263ZM121 83V82H120ZM119 83V84H120ZM130 83H132V82H130ZM129 83V84H130ZM144 83V82H143ZM174 83V82H173ZM226 83V82H225ZM231 83V82H230ZM244 83H245V81H244ZM260 83H261V81H260ZM58 84H60V83H58ZM70 84V85H71ZM102 84V83H101ZM187 84H188V82H187ZM242 84V83H241ZM1 85V84H0ZM70 85H68V86H70ZM74 85H75V83H74ZM78 85V84H77ZM105 85V84H104ZM127 85V84H126ZM152 85V84H151ZM184 85H185V83H184ZM190 85V84H189ZM236 85V84H235ZM261 85V84H260ZM27 86V85H26ZM32 86H31V89H32ZM35 86H36V88H35ZM72 86V85H71ZM76 86V85H75ZM106 86V85H105ZM114 86V85H113ZM122 86H123V83H122ZM182 86V85H181ZM180 86V87H181ZM237 86H238V84H237ZM236 86V87H237ZM242 86V85H241ZM262 86H264V85H261L260 87H262ZM40 87V88H39ZM64 87V90L66 89ZM109 87H111L110 85H109ZM120 87V86H119ZM150 87V85L148 86V88ZM193 87V86H192ZM228 87H229V85H228ZM15 88V87H14ZM23 88H26V87H23ZM27 88H28V86H27ZM62 88V87H61ZM104 88V87H103ZM127 88H128V86H127ZM154 89H155V87H153ZM28 89H30V88H28ZM36 89V90H35ZM102 89V88H101ZM106 89V88H105ZM132 89V88H131ZM135 89V88H134ZM143 89V88H142ZM146 89V88H145ZM236 89V88H235ZM255 89V90H254ZM263 89V88H262ZM22 90V89H21ZM137 90V89H136ZM152 90V89H151ZM151 90H150V92H151ZM161 90V89H160ZM159 90V91H160ZM187 90V89H186ZM23 91H24V89H23ZM28 91H30V90H27V93H29ZM56 91V90H55ZM54 91V92H55ZM91 91V92H92ZM126 91V90H125ZM144 91V90H143ZM179 91V90H178ZM188 91V90H187ZM191 91H192V89H191ZM237 91V90H236ZM240 91V90H239ZM262 91H264V90H262ZM17 92H19V91H17ZM21 92V91H20ZM19 92V93H20ZM96 92H97V89H96ZM105 92V91H104ZM113 92V91H112ZM124 92V91H123ZM127 92V91H126ZM136 92V91H135ZM138 92V91H137ZM150 92H149V94H150ZM259 92H261V91H259ZM21 93H23V92H21ZM114 93V92H113ZM118 93V92H117ZM156 93V92H155ZM162 93V92H161ZM160 93V94H161ZM206 93V92H205ZM230 93V92H229ZM244 93V94H243ZM91 94V93H90ZM213 94V93H212ZM228 94V93H227ZM262 95H263V93H261ZM260 94V95H261ZM22 95H24V94H22ZM47 95V94H46ZM45 95V96H46ZM56 95H54V96H56ZM93 95V94H92ZM113 95V94H112ZM119 95V94H118ZM121 95V94H120ZM134 95H136V94H134ZM143 95V94H142ZM179 95H181V96H179ZM215 95H214V97H215ZM244 95V96H245ZM262 95H261V97H262ZM17 96V95H16ZM56 96V97H57ZM89 95L88 94H86V97H88ZM115 96V95H114ZM189 97H190V95H188ZM196 96V95H195ZM202 96H203V94H202ZM244 96H242V97H244ZM245 96V97H246ZM257 96L258 95H256V99L258 100V98H257ZM26 97H28V94L26 95ZM49 97V96H48ZM55 97V98H56ZM84 97H85V95H84ZM130 97V96H129ZM150 97V96H149ZM156 97V96H155ZM179 97V98H178ZM194 97V96H193ZM197 97H199V96H197ZM200 97H201V95H200ZM231 97V96H230ZM230 97H229V95H228V98L230 99ZM235 97H238V96H235L234 95V98ZM244 97V98H245ZM260 97V98H261ZM13 98V97H12ZM24 98V97H23ZM22 98V99H23ZM43 98V97H42ZM80 98V97H79ZM90 98H91V95H90ZM97 98V97H96ZM100 98V97H99ZM145 98V97H144ZM147 98V97H146ZM153 98H154V96H153ZM211 98V97H210ZM263 98H264V96H263ZM22 99H20V100H22ZM93 101H95L94 100V98H91ZM108 99V98H107ZM122 99V98H121ZM126 99V98H125ZM152 99V98H151ZM154 99H156V98H154ZM190 99H192L191 97L189 98V100ZM200 99V98H199ZM203 99V98H202ZM202 99H200V100H202ZM206 99V98H205ZM212 99V98H211ZM210 99V100H211ZM218 99L217 100H211V101H214V102H212L213 104L215 103V101H216V106H217V108L216 109H218V111L219 110H221V109H219L218 108V103H220V102H217L218 101ZM220 99H219V101H220ZM224 99H225V97H224ZM228 99V100H229ZM241 99V98H240ZM243 99V98H242ZM12 100V99H11ZM98 100H100V99H98ZM109 100V99H108ZM138 100H140V98L138 99ZM142 100V99H141ZM145 100V99H144ZM188 100V101H189ZM222 100H223V98H222ZM237 100H238V98H237ZM247 101L246 102H244V100H242L243 102H244V107L243 108H247V106H249V108L250 107H252V106H250L251 104L249 103V99H246ZM26 101V100H25ZM24 101V102H25ZM28 101V100H27ZM42 102H44V98H43V100H41ZM77 101V100H76ZM102 101H103V99H102ZM117 101V100H116ZM115 101V99H114V102L112 101V103H115L116 102ZM194 101H195V98H194ZM211 101H210V104H211ZM225 101V100H224ZM230 101V100H229ZM232 101V100H231ZM251 101H253V100H251ZM263 101H264V99H263ZM35 102H36V100H35ZM77 102H80V101H77ZM86 102V101H85ZM90 102L91 101H88V102H86L87 104L89 103L90 104ZM97 102V101H96ZM110 102V101H109ZM109 102H107L108 104H109ZM118 102V101H117ZM120 102V101H119ZM124 102H125V100H124ZM129 102V101H128ZM204 102H206V100L204 101ZM242 102V103H243ZM26 103V102H25ZM29 103H30V101H29ZM58 103H60V105H62V106H60V105H58ZM70 103H71V101H70ZM81 103V102H80ZM92 103V102H91ZM120 103H122V101L120 102ZM174 103H177V101L176 102H174ZM173 103V104H174ZM198 103H200L199 101H198ZM227 103V102H226ZM225 103V104H226ZM235 103V102H234ZM252 103H254V104H256L255 103V101H253ZM264 103V102H263ZM263 103L261 104V105H263ZM27 104V103H26ZM69 104V103H68ZM103 104H105V103H103ZM117 104H119V103H117ZM139 104V103H138ZM138 104H135V107H136V105L138 106ZM150 104V103H149ZM154 104V103H153ZM202 104V103H201ZM222 104V103H221ZM221 104H219V105H221ZM258 104V103H257ZM28 105V104H27ZM36 105H39L37 102H36ZM73 105H75V103L73 104ZM99 105H100V102H99ZM116 105V104H115ZM121 105V104H120ZM119 105V106H120ZM131 105H132V102H131ZM146 105V104H145ZM155 105V104H154ZM175 105V104H174ZM172 106V107H175V106ZM195 105H196V103H195ZM243 105V104H242ZM33 106V105H32ZM103 106V105H102ZM109 106V105H108ZM123 106V105H122ZM213 106V105H212ZM231 106H232V103H231ZM264 106V105H263ZM28 107V106H27ZM27 107L26 106H24V108H26L27 109ZM30 107V106H29ZM38 107V106H37ZM67 107V106H66ZM75 107V106H74ZM76 107H77V105H76ZM113 107V106H112ZM127 107H129V105L127 106ZM135 107H132L131 109H130V114L129 115H131V110L134 108L135 109ZM203 107V106H202ZM211 107V106H210ZM209 106H208V108H210ZM254 107H257V106H255L254 105ZM259 107V106H258ZM257 107V108H258ZM36 108V107H35ZM73 108V107H72ZM90 108V107H89ZM115 108V107H114ZM117 108V107H116ZM115 108V109H116ZM119 108V107H118ZM169 108H171V107H168V109ZM192 107H190V109H191ZM195 108V107H194ZM198 108H201L200 106H198ZM205 108V107H204ZM212 108V107H211ZM227 108V107H226ZM249 108H248V110H249ZM104 109H105V106H104ZM107 109V108H106ZM109 109H110V106H109ZM108 109V110H109ZM123 109V108H122ZM127 109V108H126ZM146 109V108H145ZM175 109V108H174ZM202 109V108H201ZM200 109V112L202 111ZM206 109V108H205ZM230 109H232V108H230ZM262 109V108H261ZM99 110V109H98ZM116 110H118V109H116ZM115 110V111H116ZM128 110V109H127ZM126 110V111H127ZM142 110V109H141ZM156 110H157V108H156ZM170 110V109H169ZM196 109H194V111H195ZM204 110V109H203ZM253 110V109H252ZM100 111V110H99ZM112 111V110H111ZM110 110L108 111V112H111ZM121 111H123V110H121ZM124 111H125V109H124ZM154 111H155V109H154ZM164 111V110H163ZM198 111H199V109H198ZM209 111V110H208ZM223 111V110H222ZM244 111V110H243ZM107 112V113H108ZM151 112V111H150ZM190 112H191V110H190ZM196 112V111H195ZM194 112V113H195ZM212 112V111H211ZM215 113H216V111H214ZM220 113H221V111H219ZM246 111H244V113L242 114V115H244V114H246L245 113ZM88 113H90L89 111H88ZM99 113V112H98ZM116 113H117V111H116ZM125 113H126V115H125ZM128 113L129 112H124V117L125 118H127L128 117ZM161 113H163V112H161ZM170 113V112H169ZM202 113V112H201ZM239 113H240V111H239ZM250 113H252V112H250ZM254 113V112H253ZM25 115H26V113H24ZM24 114H22V116L24 115ZM82 114H81V117H82ZM87 114V113H86ZM111 114V113H110ZM133 114V113H132ZM191 114V113H190ZM212 114V113H211ZM210 114V115H211ZM227 114V113H226ZM237 114V113H236ZM249 114V113H248ZM46 115H47V113H46ZM45 115V116H46ZM88 115V114H87ZM90 115H93V114H90ZM96 115V114H95ZM99 115H100V113H99ZM102 115H103V113H101V116H99L98 118H100L101 119V117H102ZM136 115V114H135ZM146 115V114H145ZM150 115V114H149ZM148 115V116H149ZM173 115V114H172ZM187 115V114H186ZM220 115V114H219ZM228 115V114H227ZM259 115H260V113H259ZM108 116V115H107ZM111 116V115H110ZM147 116V115H146ZM147 116V118H149ZM168 115H166V117H167ZM182 116V115H181ZM188 116V115H187ZM186 116V117H187ZM192 116V115H191ZM200 116H202V115H200ZM209 116V115H208ZM237 116H238V114H237ZM239 116H240V114H239ZM103 117H104V115H103ZM164 117V116H163ZM189 117V116H188ZM220 117V116H219ZM244 117H246V115L244 116ZM41 118H43V117H41ZM40 118V120H43V119H41ZM85 118H87V117H85ZM92 118V117H91ZM124 118V119H125ZM144 118V117H143ZM168 118H170V117H168ZM183 118V117H182ZM197 118V117H196ZM199 118V117H198ZM247 118V117H246ZM256 118V117H255ZM26 119V118H25ZM25 119H24V121H25ZM88 119V118H87ZM95 119V118H94ZM104 119H105V117H104ZM127 119H130V116H129V118H127ZM140 119V118H139ZM151 119V118H150ZM178 119V118H177ZM176 119V120H177ZM193 119V118H192ZM202 119V118H201ZM211 120H212V117L210 118ZM234 119V118H233ZM238 119V118H237ZM245 119V118H244ZM252 119H254V118H252ZM252 119H250V121L252 120ZM67 120V119H66ZM89 120V119H88ZM92 120V119H91ZM107 120V119H106ZM113 120V119H112ZM148 120V119H147ZM174 120V116L170 119V120H168L167 121V126L165 127V128H161L160 127V130H162V132L160 131V133H162L161 134V136H164V137H162V138H164V140H166V142H165V144H167V145H169V147H168V149H169V151H170V147H173L172 145V143L174 142L173 140H167L166 139V136H165V134H166V132H168V133H170L169 131L171 130V127H170V124L172 123V121ZM189 120V119H188ZM219 120V119H218ZM238 120H240V119H238ZM241 120H242V118H241ZM246 120V119H245ZM39 121V120H38ZM82 121V120H81ZM98 121H100V120H98ZM134 121H135V119H134ZM159 121H160V119H159ZM183 121H185L186 122V119L185 120H183ZM197 121V120H196ZM204 121V120H203ZM221 121V120H220ZM36 122V121H35ZM42 121H40V125L42 126V127H44V126H46V125H42L43 123H44V120H43V123H41ZM59 123H60V121H58ZM58 122H57V124H58ZM62 122H63V120H62ZM86 122V121H85ZM122 122V121H121ZM206 122V121H205ZM208 122V121H207ZM207 122H206V124H207ZM262 122H263V120H262ZM25 123V122H24ZM90 123V122H89ZM88 123V125H90ZM164 123V122H163ZM188 123H191V121L189 120V122ZM197 123V122H196ZM199 123V122H198ZM241 123V122H240ZM260 123V122H259ZM17 124V123H16ZM56 124V126L58 127L59 125H57ZM63 124L64 123H62V127H63ZM72 124V123H71ZM71 124H69V123H67L66 124V127H67V130H65V131H67V135H68V129L70 128V129H72V127L73 126H71ZM97 124V123H96ZM95 124V125H96ZM115 124H116V122H115ZM174 124H175V121H174ZM192 124V123H191ZM264 124V123H263ZM24 125V124H23ZM26 125V124H25ZM53 124H51V126H52ZM94 125V126H95ZM98 125V124H97ZM96 125V126H97ZM119 125V124H118ZM126 125V124H125ZM149 125V124H148ZM161 125H162V123H161ZM180 125V124H179ZM184 125L186 126V124L184 123ZM189 125V124H188ZM187 125V126H188ZM199 127L200 126H202L201 125V123H200V125L199 124H197ZM228 125V124H227ZM244 125L245 124H243V127H244ZM260 125V124H259ZM4 126V128L5 129H8V127L6 128V126H5V124L3 125ZM38 126V125H37ZM49 127L50 128V130L51 131H53V127ZM114 126V125H113ZM123 126V125H122ZM184 126V127H185ZM206 126V125H205ZM204 125L202 126V127H205ZM219 126V125H218ZM246 127H247V125H245ZM32 127V126H31ZM64 127H65V125H64ZM78 127V126H77ZM83 127H84V125H83ZM179 127V126H178ZM192 127H193V125H192ZM201 127V129L202 130H200V131H203L204 130V128H202ZM208 127V126H207ZM222 127V126H221ZM230 127V126H229ZM246 127H245V129H246ZM264 127V126H263ZM24 128V127H23ZM25 128H27V129H29V127H25ZM39 129H40V126L38 127ZM46 128V127H45ZM48 128V129H49ZM86 128H87V126H86ZM102 128H103V126H102ZM183 128V127H182ZM189 128H190V125H189ZM211 128V127H210ZM219 128H220V126H219ZM226 128V127H225ZM255 128V127H254ZM3 129V128H2ZM38 129V130H39ZM56 129H60V128H56ZM64 129L65 128H62V131H64ZM132 129V128H131ZM198 127L196 128V130L198 131ZM221 129V128H220ZM42 130H43V128H42ZM102 130H104V129H102ZM120 130V129H119ZM153 130V129H152ZM191 129H189V132L191 133V131H190ZM211 130V129H210ZM258 130V129H257ZM1 131V130H0ZM6 131V130H5ZM26 131V130H25ZM39 131H41V130H39ZM60 131V130H59ZM61 131V132H62ZM84 131V130H83ZM86 131V130H85ZM135 131V130H134ZM187 131H188V129H187ZM249 131V130H248ZM263 131V130H262ZM3 132V131H2ZM15 132V131H14ZM28 132H29V130H28ZM27 132V133H28ZM43 133H44V130L42 131ZM42 132H40V133H42ZM56 131H54V133H55ZM155 132V131H154ZM188 132V133H189ZM7 133V132H6ZM6 133H5V135H6ZM10 133V132H9ZM26 133V132H25ZM24 132H16L15 134H16V138H15V140L17 141V142H23L24 144H22L23 145V147H25L23 150H16V151H14L13 149V151H14V155L12 156V157H9V156H4L3 155V153H2V148H3V146H1L0 147V264H73V262H75V261H78V258L81 256H83L84 257V255L83 254H86V253H89V258H87L85 261H81V262H78V264H116L115 263V258H117V256L119 255V256H121L122 254V251L124 250V249H126V248H129V247H133V245L134 244H147V245H150L151 246V249H143L142 248V245H140V246H138V247H140L139 249H137V253L136 254H132V255H130L129 253H130V248H129V253H128V255H130V256H128L126 259H125V263L126 264H198V259H199V257L201 256V254L203 255L204 253H205V250L203 251V249H202V247H205V249L207 250V254L205 253V255H207V256H209V262L208 263H205V264H215V262H218V261H221V263L222 264H235V261H234V252H233V246H234V244L237 242L236 241V238H234V237H236V236H234V234L235 233H237L236 232V230H237V225H235V224H233L232 223V219H234V218H231V215L230 216H227V217H219L218 218V215H217V217L216 216H214L216 213H218V211H216L215 212V214L213 213V211H214V209H213V211H212V209H208V211H210V213H211V211H212V215L210 214V216H212L211 218H208V217H206V214H201V215H199L198 216V212L200 213L201 211H202V209L200 210V208L202 207V205L205 203V201L207 200V198L208 197H210L211 196V193L210 192H208V191H200V192H198V190H196V185H197V183H199L200 182V177L197 175L196 177H194V175H193V177H191L190 176V172L188 171V170H186V168H185V170H183V169H181V168H176V169H173L172 168V170L168 173V174H164L165 176L161 179V180H159V181H157V182H155V185H152V187L151 188H149V180H146V179H144L143 178V176L142 175H140V174H135V173H126V174H124V173H122L123 175L121 176V186L119 187L118 186V189H114L113 187H111V185H113V183H111V182H113V181H115L116 179H117V177L116 176H118L119 178H120V175L118 174V175H114L113 173H112V175H111V173H108V172H103V173H98V172H96L95 173V171H94V169L96 168V169H98L101 165H102V163L103 162H106V161H108V160H106V159H104V160H99V161H96L97 163L96 164H92L93 166L92 167H90V170L87 172V173H85V174H83L84 176L82 177V179L80 180V181H71L72 179H70V175L73 173V172H75L76 173V171L77 170H79L80 169V172H81V170H82V167H85L86 165H88L83 159H81L80 157H79V154H75V156H74V154H73V156H72V158H69V159H67V160H65V161H62V162H57L56 161V159L52 162V167L49 169V166H48V169H44V164L46 163V162H48L49 161V156L50 155H56V156H62L63 155V153L65 152V150H66V147L65 146H61L62 145V143H61V145L59 146V145H56V146H58V147H54V148H52L51 147V150L49 149V150H46V149H42V147H41V145H40V143H41V141L43 140V137H42V135L40 134V138L41 139H39V138H36L34 135H26ZM45 133L46 134H48V133H50L48 130L47 131H45ZM53 133V132H52ZM53 133V134H54ZM69 133H70V131H69ZM76 133V132H75ZM179 134L177 135V137L178 138H180L181 136H182V134L180 133V132H178ZM188 133H186V135L188 134ZM207 133V132H206ZM210 133H211V131H210ZM233 133V132H232ZM261 133V132H260ZM4 134V133H3ZM52 134V135H53ZM82 134V133H81ZM80 134V135H81ZM116 134V133H115ZM123 134V133H122ZM139 134V133H138ZM176 134V133H175ZM192 134V133H191ZM191 134H189V135H191ZM209 134V133H208ZM250 134V133H249ZM252 134V133H251ZM254 134V133H253ZM258 134V133H257ZM256 134V135H257ZM264 134V133H263ZM262 134V135H263ZM51 135V134H50ZM63 135H66V133H63ZM62 135V136H63ZM83 135V134H82ZM134 135V134H133ZM142 135V134H141ZM241 135V134H240ZM6 136H8V135H6ZM6 136H3V137H6ZM44 136V135H43ZM118 136V135H117ZM155 136V135H154ZM199 136V135H198ZM203 136V135H202ZM217 136V135H216ZM253 136V135H252ZM255 136V135H254ZM259 136V135H258ZM1 137L2 136H0V139H1ZM50 137V136H49ZM53 137H54V135H53ZM63 137H65V136H63ZM85 137H87V136H85ZM84 137V138H85ZM102 137V136H101ZM145 137V136H144ZM218 137V136H217ZM243 137V136H242ZM249 137V136H248ZM256 138H257V136H255ZM11 138V137H10ZM51 138V137H50ZM56 137H54V139H55ZM93 138V137H92ZM95 138V137H94ZM93 138V139H94ZM97 138V137H96ZM107 138V137H106ZM120 138V137H119ZM129 138V136H126L125 138H122L121 140V142H119V143H115V144H111V145H109L110 146V148L112 149L113 147L114 148H120V147H122V146H124L126 143L128 144V140H130V139H128ZM213 138V137H212ZM239 138V137H238ZM240 138H241V136H240ZM240 138H239V140H240ZM256 138H254V139H256ZM259 138V137H258ZM3 139V141L5 142V140H4V138H2ZM6 139H7V137H6ZM53 139V138H52ZM141 139V138H140ZM143 139V138H142ZM148 139V138H147ZM192 139H193V135H192ZM191 139V140H192ZM223 139V138H222ZM231 139V138H230ZM66 140H68V138L66 139ZM83 140V139H82ZM90 140V139H89ZM92 140V139H91ZM119 140V139H118ZM144 140V139H143ZM213 140H215V139H213ZM259 140V139H258ZM2 141V142H3ZM7 141L10 143V141H9V139H7ZM6 141V145H4V147H6V148H8L9 146H8V142ZM47 141V140H46ZM54 141H56V139L54 140ZM61 141V140H60ZM81 141V140H80ZM131 141H132V139H131ZM137 141V140H136ZM197 141V140H196ZM200 141H201V139H200ZM225 141V140H224ZM244 141V140H243ZM21 142V143H22ZM62 142V141H61ZM112 142V141H111ZM146 142V141H145ZM162 142H164V141H162ZM184 142V141H183ZM183 142H182V144H183ZM198 142V141H197ZM209 142V141H208ZM214 142V141H213ZM233 142V141H232ZM238 142V141H237ZM252 142V141H251ZM250 142V144H251V146H253L252 145V143ZM260 142V141H259ZM262 142H264V141H262ZM14 144H15V142H13ZM54 143V142H53ZM66 143H68L67 141H66ZM82 143V142H81ZM130 143V142H129ZM143 143V142H142ZM221 143V142H220ZM226 143V142H225ZM10 144H12V143H10ZM127 144L125 145V146H127ZM199 144V143H198ZM203 144V143H202ZM214 144H216V143H214ZM242 144V143H241ZM260 144V143H259ZM262 144V143H261ZM52 145H54V144H52ZM67 145H69V144H67ZM93 145H94V143H93ZM96 145V144H95ZM138 145V144H137ZM145 145V144H144ZM154 145V144H153ZM184 145V144H183ZM213 145V144H212ZM220 145H222V144H220ZM234 144H230V146L232 147ZM257 144H255V146H256ZM8 146V147H7ZM160 146V145H159ZM178 146V145H177ZM190 146V145H189ZM204 146V145H203ZM244 146V145H243ZM47 147V146H46ZM73 147V146H72ZM90 147H91V145H90ZM92 147H94V146H92ZM100 147V146H99ZM150 147V146H149ZM208 147V146H207ZM211 147V146H210ZM214 147V146H213ZM231 147H229V148H231ZM242 147V146H241ZM257 147V146H256ZM259 147V146H258ZM22 148V147H21ZM74 148V147H73ZM165 148H166V145H165ZM164 148V149H165ZM177 148V147H176ZM197 148V147H196ZM209 148V147H208ZM207 148V149H208ZM240 148V147H239ZM248 148V147H247ZM246 148V149H247ZM255 148V147H254ZM70 150H72L71 149V147L69 148ZM154 149H156L155 147H154ZM184 149L185 148H183L182 150L184 151ZM201 149V148H200ZM225 149V148H224ZM235 149V148H234ZM253 149V148H252ZM262 149V148H261ZM74 150H77L76 148L74 149ZM172 150V149H171ZM179 150V149H178ZM197 150V149H196ZM202 150V149H201ZM209 150V149H208ZM215 150H216V148H215ZM227 150V149H226ZM237 150V149H236ZM9 151V150H8ZM80 151V150H79ZM82 151V150H81ZM91 151H92V148H91ZM91 151H88V153H90ZM96 151H97V149H96ZM134 151H136V150H134ZM169 151H158L159 152V157L160 156H164L165 158H166V160L168 161L169 159H170V162H173V160H174V158L169 154ZM204 151V150H203ZM203 151H202V154H203ZM210 151V150H209ZM216 151H218V150H216ZM220 151H222L221 149H220ZM219 151V152H220ZM245 151V150H244ZM251 151V150H250ZM253 151V150H252ZM252 151H251V154H252ZM74 152V151H73ZM76 152V151H75ZM83 152V151H82ZM124 152V151H123ZM122 152V153H123ZM145 152V151H144ZM171 152V154H172V151H170ZM190 152V151H189ZM227 152H228V150H227ZM8 153V152H7ZM95 153V152H94ZM136 153V152H135ZM134 153V155H136ZM225 153V152H224ZM224 153L222 154V156L224 155ZM237 153V152H236ZM259 153V152H258ZM264 153V152H263ZM96 154H98V153H96ZM95 154V155H96ZM154 154V153H153ZM158 154V153H157ZM175 154V153H174ZM181 154V153H180ZM207 154H209V153H207ZM220 154V153H219ZM218 154V155H219ZM240 154V153H239ZM247 154V153H246ZM249 154V153H248ZM251 154H249V155H251ZM257 153H255V155H256ZM214 155V154H213ZM212 155V156H213ZM226 155H231V154H226ZM243 155H244V152H243ZM60 156V157H61ZM98 156V155H97ZM97 156H96V159L98 160V158H97ZM106 156V155H105ZM104 156V157H105ZM183 156V155H182ZM188 156H190V153L188 154ZM187 156V157H188ZM199 156H200V154H199ZM221 156V157H222ZM246 156V155H245ZM136 157V156H135ZM151 157V156H150ZM186 157V158H187ZM233 157H234V155H233ZM255 157V156H254ZM156 158V157H155ZM158 158V157H157ZM183 158V157H182ZM181 158V159H182ZM203 158H204V156H203ZM215 158H216V154H215ZM225 158V157H224ZM231 159H232V156L230 157ZM236 158H238V157H236ZM50 159H51V156H50ZM58 159V158H57ZM61 159H62V157H61ZM93 159H95V157H93ZM193 159V158H192ZM222 159V158H221ZM221 159H220V161H221ZM228 159V158H227ZM244 159V158H243ZM258 159V158H257ZM86 160H88V159H86ZM123 160V159H122ZM183 160V159H182ZM188 159H186V161H187ZM119 161H121V160H119ZM132 161H134V156L133 155H130L129 154V156L128 157H125V159L122 161V162H120V165H121V163L122 164H125V163H129V162H132ZM136 161H137V159H136ZM157 161V160H156ZM191 161H194V159L193 160H191ZM196 161V160H195ZM198 161H199V159H198ZM204 161V163H205V160H203ZM203 161H202V163H203ZM228 161H231V160H228ZM15 162H20V163H25V164H27V165H29L28 163H31L32 165L34 164L35 165V167H34V169H35V172L36 171H40V174H39V176H37L38 177V181H37V183H36V185L33 187V189H30V188H28V190H29V192H30V196L28 195V194H24L23 195V193L21 192L22 191V189H21V191H19L18 189V191L16 190V191H6L5 190V187H7L10 183H12L13 181H14V176L13 175H11V174H9L8 173V175H5V170H6V168H8V166L10 165V164H14ZM146 163H147V161H145ZM160 162V161H159ZM162 162V161H161ZM181 162V164L180 165H182V161H180ZM210 163H213V164H211L213 167H212V169L213 168H215L216 166H218L219 165V163H218V161L216 162V160L215 161H213V162H211V161H209ZM222 162V161H221ZM227 162V161H226ZM256 162V161H255ZM94 163V162H93ZM139 163V162H138ZM174 163V162H173ZM172 163V164H173ZM188 163V162H187ZM230 163V162H229ZM242 163H243V161H242ZM258 163V162H257ZM47 165H48V163H46ZM114 163H111V166H113L114 167V165H115V167H118L119 168V170L120 171H122L121 169H120V167H119V162H117V164L115 163L114 165H113ZM131 164V163H130ZM170 163H168V165H169ZM195 165H196V163H194ZM226 164V163H225ZM255 164V163H254ZM21 165V164H20ZM46 165V166H47ZM66 165H68V166H66ZM106 165H108L107 163H106ZM142 165V164H141ZM161 165V164H160ZM176 165V164H175ZM191 165V164H190ZM222 166H223V163L221 164ZM228 165H230V164H228ZM243 165H245L244 163H243ZM256 165V164H255ZM258 165V164H257ZM256 165V166H257ZM146 166V165H145ZM155 166V165H154ZM162 166V165H161ZM174 166V165H173ZM194 165H192V168H194L193 167ZM215 166V167H214ZM87 167H89V166H87ZM122 167V166H121ZM124 167V166H123ZM122 167V168H123ZM149 167V166H148ZM160 167V166H159ZM183 167H184V165H183ZM187 168H188V166H186ZM208 167V166H207ZM245 167V166H244ZM104 168H106V167H104ZM153 168V167H152ZM165 167L163 166V167H160V171L162 170H164V171H166V169H164ZM166 168H168V167H166ZM199 167L197 166V169H198ZM201 168V167H200ZM199 168V169H200ZM220 168H221V166H220ZM228 168L230 169V167L228 166ZM232 168V167H231ZM235 170H236V172H237V170H238V168L236 169L235 168V165H234V167H233ZM263 168V167H262ZM14 169V168H13ZM211 169V170H212ZM246 169H247V167H246ZM251 169V168H250ZM124 170V169H123ZM127 170V169H126ZM168 170V169H167ZM192 170V169H191ZM208 170V169H207ZM214 170V169H213ZM263 170V169H262ZM12 171H14V170H12ZM98 171V170H97ZM104 171H106L105 169H104ZM136 171V170H135ZM149 171V170H148ZM195 171V170H194ZM200 171H201V169H200ZM220 171V170H219ZM225 171H226V168H225ZM8 172V171H7ZM80 172H78V173H80ZM139 172V171H138ZM196 172H197V170H196ZM215 172V171H214ZM230 172H231V170H228L227 169V171L223 174L224 176H226V177H228V175L230 174ZM233 172H234V170H233ZM261 172V171H260ZM14 173V172H13ZM150 173V172H149ZM161 173V172H160ZM195 173V172H194ZM248 173V172H247ZM253 173H256V172H253ZM15 174V173H14ZM34 174V173H33ZM32 174V175H33ZM82 174V173H81ZM80 174V175H81ZM202 174V173H201ZM200 174V175H201ZM210 174H211V171H210V173H209V175H208V177H212V176H210ZM218 174V173H217ZM237 174V173H236ZM257 174H259V173H257ZM31 175V174H30ZM35 175H37L36 173H35ZM148 175V174H147ZM212 175V174H211ZM232 175H234L233 173H232ZM231 175V176H232ZM34 176V175H33ZM82 176V175H81ZM80 176V177H81ZM162 176V175H161ZM160 176V177H161ZM234 176H236V175H234ZM238 176V175H237ZM25 177V176H24ZM246 177V176H245ZM153 178V177H152ZM204 178V177H203ZM220 178V177H219ZM236 178V177H235ZM253 180H255V183H257V185H254L253 187H251V188H244L245 189V191H247V193H246V196L248 195L249 197H251L252 198V201L251 202H254L255 200L254 199H256V200H260L261 201V203H262V198H263V196L264 195H262L261 193H257L256 192V190L258 191V189H261V188H259L260 187V183H263L264 184V174H261V175H253L252 177H251ZM27 179L29 180V178L27 177ZM212 179H213V177H212ZM214 179H216V177L214 178ZM222 179V178H221ZM233 180H234V177L232 178ZM250 179V178H249ZM27 180V181H28ZM151 180H153V179H151ZM208 180V179H207ZM232 180V181H233ZM24 181H25V179H24ZM34 181V180H33ZM209 181V180H208ZM236 181H237V179H236ZM243 181H244V179H243ZM246 181V180H245ZM251 181V180H250ZM260 181V182H259ZM15 182L16 183H18L16 180H15ZM29 182H30V180H29ZM28 182V183H29ZM153 182V181H152ZM215 182H217V181H215ZM214 182V183H215ZM234 182V181H233ZM259 182V183H258ZM25 183V182H24ZM201 183V182H200ZM221 183V182H220ZM241 183H243V182H241ZM240 183V184H241ZM245 183H247V182H245ZM253 183V182H252ZM20 184V183H19ZM26 184V183H25ZM24 184V185H25ZM31 184V183H30ZM30 184H26V185H28V186H31ZM153 184V183H152ZM207 184V183H206ZM227 184V183H226ZM18 185V184H17ZM16 185V186H17ZM22 185V184H21ZM209 185V184H208ZM217 185V184H216ZM222 185H224L223 183L222 184H220V187L222 186ZM233 185V184H232ZM232 185H228V187H230V186H232ZM250 185H253V184H250ZM27 186V187H28ZM198 186V185H197ZM212 186V185H211ZM210 186V187H211ZM236 186V185H235ZM244 187H245V185H243ZM22 187V186H21ZM27 187H26V189H27ZM117 187V186H116ZM200 187V186H199ZM205 187V186H204ZM219 187V188H220ZM15 188V187H14ZM20 188V187H19ZM139 188H142V191L141 192H139L138 191V189ZM215 188H217V187H215ZM219 188H218V190H219ZM223 188V187H222ZM222 188H220V189H222ZM97 189V190H96ZM200 189H202V187L200 188ZM211 189V188H210ZM223 189H225V188H223ZM222 189V191H224ZM226 189H228V188H226ZM231 189H232V187H231ZM234 189V188H233ZM12 190V189H11ZM25 190V189H24ZM82 191V190H87V193L86 194H89L88 193V191L90 192L91 190H96V195L98 194V195H100V193H102V194H104L103 195V197H102V202H101V204L98 206V207H96L95 209H92L93 208V205H96V203H94L93 205H92V208H91V210L90 209H88V207L91 205V203H92V199H93V196L94 195H92L91 194V196H85L84 198H78V196H77V194H78V192L79 191ZM229 191H230V189H228ZM216 191V190H215ZM234 191H236V190H234ZM234 191H232V192H234ZM241 191H243V189L241 190ZM244 191V192H245ZM28 192V193H29ZM244 192H242V193H244ZM93 193V192H92ZM226 193H228V192H226ZM94 194V193H93ZM214 194V192L212 193V195ZM220 194V193H219ZM29 196V197H26V196ZM83 195V194H82ZM90 195V194H89ZM214 196V195H213ZM213 196H212V198H213ZM221 196H222V194H221ZM235 196V195H234ZM244 196H245V193H244ZM82 197V196H81ZM228 197V196H227ZM232 197H233V194H232ZM236 197V196H235ZM241 197V196H240ZM243 197V196H242ZM231 198V197H230ZM238 198V197H237ZM246 198H248V197H246ZM165 199V200H164ZM223 199V198H222ZM212 200H214V199H212ZM234 200H236V199H233V201L232 200H230V199H226L224 202H222V203H215V204H211L212 202L214 203V201H212L210 204L214 207V208H217V209H227V210H229V213L231 212V213H235L236 211H234V209L236 208V206L238 205V202H236V201H234ZM250 200V199H249ZM248 201V199H246V202ZM209 202V201H208ZM241 203V202H240ZM260 204V203H259ZM172 205H174V209H173V207H172V209H173V211H171V212H169L170 211V207L172 206ZM210 205V206H211ZM244 205V204H243ZM251 205H252V203H251ZM254 205V204H253ZM241 206H242V203H241ZM240 206V207H241ZM115 207V212H116V209H118L119 210V213H115L114 211L112 212V208H114ZM250 207V206H249ZM212 208V207H211ZM246 208H248V207H246ZM259 208V207H258ZM87 209H88V211H87ZM167 209H169V213L167 212V213H165V210L167 211ZM205 209H206V207H205ZM93 210V211H92ZM204 210V209H203ZM257 210V209H256ZM260 210H261V208H260ZM232 211H234V212H232ZM246 211H248V210H246ZM202 212H204V211H202ZM221 212V211H220ZM245 212V211H244ZM251 212H256V211H251ZM258 212V211H257ZM264 207L262 208V210L259 212V214H261L262 213V215H264ZM240 213V212H239ZM250 213V212H249ZM208 214V215H209ZM243 214V213H242ZM251 214V213H250ZM254 214V213H253ZM181 215H184L183 217H184V219L182 218V220L181 221H179V219L177 218V216L178 217H181ZM233 215V214H232ZM244 215V214H243ZM224 216V215H223ZM246 216V214L244 215V218L243 219H249V217H245ZM249 216V215H248ZM260 216V215H259ZM173 217H176V221H178V222H176L175 224H173L172 225V222H171V228L170 229H166L165 227H163V225H162V223L166 220V219H168V221L170 220L169 218H173ZM234 217V216H233ZM252 217H253V215H252ZM237 218H239V216L237 217ZM255 218V217H254ZM208 220V219H210V220H208V222H213V223H217V225H218V227L216 228L215 226H214V228H216L215 229V231H211L210 229H209V226L207 227V226H205L203 223L205 222V220ZM241 219V218H240ZM242 219V220H243ZM253 219V218H252ZM174 220H175V218H174ZM207 220H206V223H207ZM250 220V219H249ZM167 221V220H166ZM172 221V220H171ZM234 221V220H233ZM252 221V220H251ZM151 222H153L151 225V227L149 228V230H147V232L146 233H144V234H142V232H143V230H144V228L146 227V226H148ZM236 222V221H235ZM234 222V223H235ZM245 223V222H244ZM261 221L260 220H255L254 222H253V226L255 227V226H258V225H260L261 226ZM208 224V223H207ZM210 224V223H209ZM208 224V225H209ZM247 224H249V223H247ZM168 225V224H167ZM240 225H241V223H240ZM197 227L198 228V232H196V233H188L189 231V229L190 228H192V227ZM247 226L248 225H246V228H247ZM168 227V226H167ZM193 227V228H194ZM126 228H128V229H130V231L129 232H127L126 233ZM195 228H194V231H195ZM196 228V229H197ZM211 228V227H210ZM241 228V227H240ZM243 228V227H242ZM248 228H250V227H248ZM212 229V228H211ZM244 229V228H243ZM241 230V231H244V230ZM260 229V228H259ZM123 230L125 231L124 232V234L122 233L123 232ZM257 230V229H256ZM190 231H191V229H190ZM192 232V231H191ZM212 233L211 235V240L209 241V243H208V240L206 239V236L207 235H210V233ZM255 232V231H254ZM253 232V233H254ZM264 232V231H263ZM209 233V234H208ZM241 233V232H240ZM247 233V232H246ZM257 233V232H256ZM261 233V232H260ZM262 234H264V233H262ZM116 235H117V237H119L117 240H114V237H116ZM119 235V236H118ZM249 235H250V233H249ZM65 236H67L68 237V239L69 238H71V241L70 242H68V241H64L63 240V238L65 237ZM82 236H83V242H82V244H81V246L79 245L78 247V249H76V251L74 250V251H69V244L70 243H74L75 244V242L77 241V239L80 237V238H82ZM223 236H225V237H227V239L229 238L230 240L228 241V244L226 243V247L225 248H222V244H221V239H222V237ZM229 236V237H228ZM230 236L232 237V238H230ZM241 236H244L243 234H241ZM240 236V237H241ZM48 238L47 239V241L44 239V241L45 242H41V239L42 238ZM66 237V238H67ZM84 237H85V239H84ZM116 237V238H117ZM224 237V238H225ZM250 237V236H249ZM249 237H248V239H249ZM179 238H182L183 239V242H181L180 244H178V245H176L177 244V240L179 239ZM208 238V237H207ZM67 239V240H68ZM247 239V238H246ZM254 239V238H253ZM253 239H252V241H253ZM243 240H244V238H243ZM40 241V242H39ZM206 241V242H205ZM249 241V240H248ZM257 241H258V239H257ZM264 241V236L260 239V243L261 242H263ZM78 242V241H77ZM76 242V243H77ZM240 242H241V238H240ZM244 242V241H243ZM247 242V241H246ZM256 242V241H255ZM164 243H170V244H172L171 245V247H169V248H166V249H163L162 248V246H161V244L163 245ZM207 243V244H206ZM223 243V242H222ZM245 243V242H244ZM78 244V243H77ZM237 244V243H236ZM241 244V243H240ZM247 244V243H246ZM71 245V244H70ZM76 245V244H75ZM224 245V244H223ZM242 245H243V243H242ZM252 245H253V243H252ZM135 246V245H134ZM190 247H193V249H192V252L190 251ZM249 247V246H248ZM247 246H246V249L248 248ZM73 248V247H72ZM134 248V247H133ZM243 248V247H242ZM250 248V247H249ZM216 249H218V251L217 252H215V250ZM223 249V250H222ZM134 250V249H133ZM147 250H151V251H147ZM222 250V251H221ZM264 249H262V247L260 246V245H257V244H255V245H253V246H251V251L253 252H256V253H261L262 251H263ZM221 251V252H220ZM235 251V250H234ZM244 251V250H243ZM248 251H250V250H247L246 252H248ZM220 252V253H219ZM236 252V251H235ZM121 254V255H120ZM241 254H243V253H241ZM241 254H240V256L239 257H241V258H243L242 256H241ZM258 254V255H259ZM248 255V254H247ZM246 255V256H247ZM253 255H254V253H253ZM253 255H252V257H253ZM82 257V258H83ZM204 257V256H203ZM205 258H206V256H205ZM245 258V257H244ZM255 258V257H254ZM263 258V257H262ZM124 259V258H123ZM246 259V258H245ZM84 260V259H83ZM200 260H202V258L200 259ZM242 260H244V259H242ZM251 260V259H250ZM238 263H240L239 261H237ZM119 263H123V261L121 262H119ZM124 263V264H125ZM244 263H246V262H244ZM252 263V262H251ZM250 263V264H251ZM75 264V263H74ZM220 264V263H219ZM252 264H264V258L261 260V259H257L255 262H253Z\"/></svg>", "mask_w": 264, "mask_h": 264}]
</instances>
